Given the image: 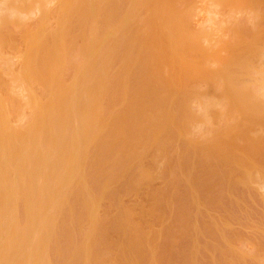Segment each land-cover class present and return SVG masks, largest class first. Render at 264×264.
Listing matches in <instances>:
<instances>
[{"label":"rangeland","instance_id":"374dc122","mask_svg":"<svg viewBox=\"0 0 264 264\" xmlns=\"http://www.w3.org/2000/svg\"><path fill=\"white\" fill-rule=\"evenodd\" d=\"M6 1V0H5ZM9 2L10 1H12V0H8ZM20 1V3H22L23 1H21V0H19ZM29 1H31V0H29ZM72 1V0H71ZM71 1H69L68 3H71V4H73V5H71V4H69L68 5V3H67V10L69 9L70 11H73L74 12V10L73 9H70V7L71 6H74L75 4H76V10H75V13L73 14V16H75V14L78 16V23L80 24V25H82L83 23L85 24V28H86V23L90 20L92 23H91V26H92V28H94V30L92 31H90V32H93V33H95L98 37H97V39H94L93 40V42L92 43H96V44H92V50H93V52H92V50L90 51V53L92 52V53H94V52H96V51H99V49H100V46H102L103 47V45L105 44V47H103L104 49H109V47H110V49H109V51H108V54L110 55V58L112 57L111 55V53L112 52H114L115 54H118V53H116V52H120L119 50H121V52H122V50L124 51V49H125V46L126 45H124V44H127V45H129L130 44V42L129 41H131L130 39H131V37L133 38V36H135L133 39H136V36H137V41H140L139 39H140V32H141V30H140V32H139V30H138V28H142V26L143 27H145L146 25V28H142V30L144 29V30H147V32H148V28H149V26H150V24L152 23V25H151V27L152 28H154V30H155V27H158L159 25V22H160V20H159V17H162V14H163V12L165 11V10H167L163 15H164V17L162 18V19H164L163 21V23L161 22L160 24H162V25H164L165 24V22L167 21L168 22V20L167 19H169V16H168V14L170 15V12H173V15L171 14L170 15V19L173 21V22H176V24L174 23L173 25H175V27L172 25V27H174V29H175V32H173V33H175L174 35L176 36H174L173 35V33L171 34L170 33V31L172 30V27H171V20L169 19V24H170V26H168L167 25V23L165 24V26L164 27H166L165 29H164V27H163V30L164 31H168V30H166V29H168V27L170 28V31H169V33L171 34V35H173L172 37H175V38H177V33H179L178 31H177V28H178V30H179V28H180V31L182 30V28L183 27H185V28H183V33L182 32H180L179 33V36H178V38L177 39H175V41L176 40H178L179 39V37H181V35H182V37L179 39V44H180V50L181 49H183V51H185L184 52V54H183V51L181 50V52H182V54H183V56L185 57V59L186 60H188L187 59V55H188V57H191L190 56V53H191V55H192V57L191 58H193V59H191L192 60V64L194 63V62H196L197 61V59L200 57V59H199V61H197V62H200V60L201 59H203V62H204V60H205V65H203L204 63L202 62H200V65H198L200 68H203V69H207V70H209V71H216L217 70V68H218V66H221L219 69H223L224 70V68H225V72H226V66L229 64L228 62H229V60H231L230 61V64L228 65V67H227V71H229L228 69H229V67H230V72L232 73H229V72H227V73H229V75H227V73H226V75L227 76H229V78L232 80V82L231 81H227L226 80V78H228L227 76H226V78H225V80H226V84H230V82L231 83H233V85L232 84H230V86L232 85V86H237V88L238 89H241V88H245V86H246V88L245 89H243V90H241V91H245L244 93H247L248 94V96H251V98L250 97H248L247 96V94H245V96H244V93H240L239 94V96L241 97V99H243L242 100V102H244L245 101V103H247L248 102V104L247 105H249L250 103H249V101H250V99H252V98H254L253 100H258L256 103H258V102H261L262 104H263V106H264V52H263V50H264V46H262V43L260 44V41L259 40H257V42H256V40L254 41V39L256 38V39H262L263 38V40H261V42L262 41H264V30H263V32L260 34L257 30H256V28H255V26L257 27V28H261V29H263L262 28V26H264V0H243V1H241V0H168V1H166V0H153V1H151V0H147V3L149 4V6H151L150 8H149V6H148V4L147 3H145L146 4V11L145 12H147V10H148V12L150 11V16H151V18L153 19V20H155V19H157L159 22H158V24H157V26L155 25L156 23H157V20H155V22L153 21V20H151V18H147V16L148 17H150L149 15H145V18H143V16H144V6H140V5H142L143 3V1L145 2L146 0H129L130 2L132 1V3H129V1L128 0H111V2H108L107 0H105V1H107V5H105L104 3H102L104 0H101V2H100V0L99 1H97V0H92V2L94 1V2H96V4H99V5H97V6H94L93 5V10H92V12L91 13H89L87 16H86V13H87V8H86V6H85V3L83 4V2H81L80 0H75L74 1V3L75 2H77V3H73V2H71ZM113 1V2H112ZM128 1V3L129 4H127L126 2ZM137 1V2H136ZM142 1V2H141ZM239 1H241L240 2V4H239ZM244 1H245V3H246V5L244 4ZM263 1V2H262ZM0 9H1V11H0V21H1V19H2V16H8V19L10 20H6V19H2V21L3 22H6V24H2L3 22L1 21V23H0V29H1V31H0V57H2L3 56V58H4V61H8L7 63L9 64L7 67H9L8 69H9V73H8V71H7V73H6V70H5V74L3 73H1L2 71L0 70V79H2L1 81H3L2 83H3V85H5V88H6V93H8V94H5V92H4V94H1L3 91L1 90L0 91V131H3L2 132V134H4V132L6 133L7 131H10V129L9 128H12L14 125H18L17 127L18 128H20V129H17L16 128V126H14L13 127V129L14 130H16V132L15 131H13V132H15V133H17L18 134V138H17V141H18V143H20V145L21 146H25L26 145V143L28 144V141L29 140H31V139H29L27 136H26V133H22V131H24V128L25 127H27L28 125H27V123H29L30 122V120H26V121H28L27 123H26V121H25V119H29V117H27V116H32V112L30 111V110H32L30 107L29 108H27L28 107V104H30V103H28V102H30L29 101V99L31 100V96H30V94L32 93V91H30V90H32L33 88H31V89H29L28 88V85H26V84H28L29 82H26L28 79L26 78H23V81H24V79L26 80L25 82H26V86H23V88L24 87H26L25 89H23L22 88V90H21V83L22 82H19V81H21L20 79H19V81L17 82V83H20V85L19 84H17L16 83V81H14V74L16 75V73L18 72L19 73V71L21 72V70H20V68H21V66H22V64H23V58H22V56H21V58H20V55L22 54H20L19 52H20V50L22 49V50H24V46L25 45H23L24 43H25V39L24 40H20L21 42L22 41H24L23 43H21L20 45V47L18 46L19 45V39H20V37L19 36H21V35H23V32H24V38H26L25 36V30H27L28 32H29V29L31 30H35L36 29V31L34 32V34H33V32L32 31H30L31 32V35L33 34V37L31 38V42L29 43L30 44V46H32L33 47V45H35L34 46V50H33V48H32V51H34V55H36L37 54V45H38V43L40 42L41 44V46L42 47H45L47 50L49 49V48H51L52 46H56V48L58 49V47L61 45V47H63V50L65 51H67V48L66 49H64L65 47H64V43H68L70 40H68L67 38H70L71 36H72V34H73V38H74V33L75 32H77V31H74V30H76L78 27H76L75 25H73V23L76 21L75 20V18H77V17H75V18H73L75 21L72 23V25H71V27H76V29L74 28H72V29H70L71 27H69V30L68 31H66L67 29L66 28H63L64 27V25H65V23H64V25L63 24H61L60 25V23H63V20H62V22H61V20H60V18L61 17H63L62 19H64V18H68V19H65V22H66V20H67V23H68V25H69V23H71V21H73L72 20V14L70 13V11L68 10V12H69V14L71 15H68V12L66 11V8L64 9L66 12L65 13H67V15H68V17H64L65 15H63L64 14V10H63V8H64V6L62 7V9H59V11H61V12H63V14H60V12H58L60 15H61V17L59 16V18L57 17V15H59L56 11V9H58V6H59V2H62V0L60 1V0H33L32 1V3L30 4V2H29V5H28V3L26 4V3H24V5H28L29 7L27 8V6H25L26 8H24L23 7V5H20V3L19 2H15V1H13V3L14 4H12V5H10V6H8V5H6L5 4V2H4V0H0ZM4 2V3H3ZM26 2V1H25ZM28 2V1H27ZM93 2V3H94ZM99 2V3H98ZM125 2V3H124ZM150 2H151V4H150ZM154 2V3H153ZM164 2V3H163ZM167 2H169V3H167ZM170 2L171 3H173V6L170 4ZM208 2V3H207ZM12 3V2H11ZM39 3H41V4H39ZM141 3V4H140ZM153 3V4H152ZM162 3H163V5L165 4V5H169V7H168V5H167V7L168 8H166V6L164 5H162ZM167 3V4H166ZM243 5H242V4ZM248 3V4H247ZM3 4H5L4 6H3ZM37 4H38V6H37ZM45 4V6H43ZM159 4V5H158ZM18 5H20V6H18ZM36 5V6H35ZM160 5H161V7L163 6L164 7V10H163V7L161 8V10H163L162 12H160V11H158V9L160 10ZM214 5V6H213ZM41 6H43V9L41 8ZM68 6H70L69 8H68ZM153 6H154V8H153ZM171 6V7H170ZM24 8V10H23V8ZM38 7V8H37ZM56 7V8H55ZM135 7H136V9H135ZM173 7H176V8H174L173 9ZM139 8V9H138ZM5 9V10H4ZM37 9V10H36ZM46 9V10H45ZM75 9V8H74ZM138 9V10H137ZM150 9V10H149ZM152 9H153V11L155 12H153L152 11ZM157 9V10H156ZM63 10V11H62ZM45 11V13L43 14V12ZM72 12V13H73ZM138 14L139 13V17L136 15V16H134L133 14H136V13ZM147 12V13H148ZM157 12V13H156ZM263 12V13H262ZM14 13V14H13ZM56 13V14H55ZM160 13V14H159ZM162 13V14H161ZM13 14V15H12ZM21 14V15H20ZM159 16H158V15ZM10 15V16H9ZM63 15V16H62ZM66 15V16H67ZM133 15V16H132ZM167 15V16H166ZM190 15H192L191 17H189ZM261 15H262V17H261ZM71 17V20L70 21H68L69 19H70V17ZM157 16V17H156ZM10 17V18H9ZM46 17V18H45ZM132 17L134 18V20L136 21L137 19L136 18H141V19H139V22L141 21V20H143L144 19V23H146L147 22V24L145 25L142 21V23L139 25V27H136V26H138L137 24H139V22H137V23H134V20H132ZM136 17V18H135ZM211 17V18H210ZM17 18V20H15V21H18L19 20V22H20V25L19 24H17V22H16V24H15V21H14V19H16ZM143 18V19H142ZM146 18L147 19H149L150 21H151V23H150V21H147L146 20ZM20 19H21V21H20ZM46 19V20H45ZM89 19V20H88ZM121 19H122V24H121ZM161 19V18H160ZM161 19V20H162ZM11 20L12 21H14V23H10L11 22ZM88 20V21H87ZM146 20V21H145ZM261 20V21H260ZM8 21V22H7ZM153 21V22H152ZM78 23H75V24H77V25H79ZM88 23H90V22H88ZM100 23V24H99ZM120 23V24H119ZM148 23H150V24H148ZM155 23V24H154ZM135 24V25H134ZM59 25V26H58ZM94 25H97L98 27H99V30H98V27L97 26H95L96 27V29H95V27H93ZM149 25V26H148ZM258 25H262V26H258ZM5 26V29L6 30H4V28L2 29V27H4ZM63 26V27H62ZM70 26V25H69ZM161 26V25H160ZM168 26V27H167ZM177 26V27H176ZM242 26V28H244L245 30H244V35H241L242 34V32H243V30L242 31H239L240 30V27ZM246 26V27H245ZM254 26V27H253ZM61 27L63 28V29H66L65 31L67 32V33H65V32H63V29L61 30ZM66 27V26H65ZM84 27V26H83ZM90 27V26H89ZM88 27V28H89ZM133 27H135V29L133 28ZM151 27L149 28V31L151 30V32L153 31L152 29H151ZM9 30H11L10 32L8 31V29ZM27 28H29V29H27ZM34 28V29H33ZM38 28V29H37ZM57 28V29H56ZM85 28H83L82 29V31L85 29ZM92 28H90V29H92ZM136 28H137V31L139 32V34L137 33V31H135L136 30ZM241 28V29H242ZM253 28H254V30H256L255 31V33H254V30H253ZM87 29V28H86ZM85 29V30H86ZM184 29H186V30H184ZM239 29V30H238ZM248 29V30H247ZM71 30L73 31L72 32V34H71ZM79 30V29H78ZM81 30V29H80ZM80 30L78 31V35H77V37H75L74 38V41H75V43H71L70 42V44H72L74 47L75 46H77L78 44L77 43H79V41H81L82 40V38L83 37H81V32H80ZM84 30V31H85ZM143 30V31H144ZM20 31V32H19ZM63 32V35H62V33L61 32ZM87 32V33H85L84 32V34H86V35H88V36H90L91 35V33L90 32ZM108 31H110V35L109 34H106ZM141 32L142 34V36L141 37H143L144 38V36H146V35H149L150 34V32H146L145 31V33L144 32ZM172 31H174V30H172ZM171 31V32H172ZM203 33H202V32ZM249 32V31H251V33L253 34H255L254 36H256L254 39H252V37H254V36H252V37H250L249 35L251 34L250 32V34H246V32ZM260 31V30H259ZM262 31V30H261ZM1 32H3L2 33V35H1ZM8 32V33H7ZM28 32L26 33V34H28ZM29 32V33H30ZM184 32H188V33H185L184 34ZM247 32V33H248ZM5 33H7V35L5 34ZM60 33V35H58ZM64 33H65V35L67 34L68 35V33H70L69 34V36H67L66 35V37L65 38H61L60 36L62 35V36H65L64 35ZM80 33V34H79ZM83 33V32H82ZM89 33H90V35H89ZM144 33V34H143ZM193 36H196V39L195 40H197L196 42H194L195 40H193V37H190V34ZM194 33V34H193ZM256 33H258V34H256ZM5 34V35H4ZM138 34V35H137ZM201 34H202V36H201ZM204 34V35H203ZM251 34V35H252ZM189 35V37H188V43H187V41H185L184 40V42H185V44H187V46H189V41L191 40V42H194V43H192V44H194V45H192V46H190V47H197V48H195V49H188V47L186 46L185 47V45H182V44H184V43H180V40L182 39V38H184V39H187V36ZM240 35V36H239ZM257 35H261L262 37H260V36H257ZM4 36V37H3ZM88 36H86L85 37V35H84V37L85 38H87ZM184 36V37H183ZM206 38H205V37ZM249 37V39H252V40H250V43L249 42H245V44H247V43H249V44H247L246 45V47L245 46H243V45H245L244 43L241 45L240 44V40L241 41H246V40H249V39H247L248 37ZM58 37H60V38H58ZM81 37V38H80ZM148 38H146L145 37V39L143 40V39H141V40H143V42H146V44H149V42H150V40H149V38H151V34H150V36H147ZM238 37H240V38H238ZM260 37V38H259ZM9 39V41H8V39ZM85 38H84V40H85ZM89 38V37H88ZM99 38V39H98ZM198 38V39H197ZM203 39V42L201 43V41H202V39ZM242 38V39H241ZM4 39V40H3ZM57 39V40H56ZM67 39V40H66ZM72 39V38H71ZM81 39V40H80ZM200 39H201V41H200ZM244 39V40H243ZM5 40H7L8 42H10V43H7ZM54 40H56V42L54 41ZM67 41V42H64V41ZM86 40H88V39H86ZM85 40V41H86ZM145 40H147V41H145ZM2 41V42H1ZM39 41V42H38ZM59 41H60V43L63 41V44L61 43H59ZM85 41H84V43H85ZM136 41V40H135ZM136 41V43H138ZM183 41V40H182ZM199 41H200V43H199ZM258 41H259V44H260V46H259V48L257 47H255L256 49H254L253 48V50H250L249 51V49L248 48H250L251 49V46H253L254 47V45H251V44H253V42H254V44L256 43V45L255 46H258ZM101 42V43H100ZM128 42H129V44H128ZM132 42H133V40H132ZM198 42V45L196 46V43ZM16 43H17V46H16ZM84 43H82V44H84ZM88 43V42H87ZM87 43H85V45L87 44ZM102 43H103V45H102ZM135 43V42H134ZM135 43V44H136ZM58 44H60V45H58ZM69 44V43H68ZM67 44V45H68ZM77 44V45H76ZM133 44V43H132ZM135 44H133L134 46H135ZM139 45L141 44V41L138 43ZM138 44H136V46L138 47ZM178 44V45H179ZM63 45V46H62ZM67 45H65V46H67ZM81 45V44H80ZM84 45V46H85ZM94 45H95V47H94ZM177 45V46H178ZM201 45H202V47H201ZM226 46V47H224V46ZM249 45V46H248ZM13 46H16V47H18L17 48V51H16V48L15 47H13ZM71 46V45H70ZM79 46V45H78ZM130 46H131V44H130ZM133 46V48H136V47H134ZM182 46V47H181ZM184 46V47H183ZM200 46V48L201 49H204L203 50V53H202V55L204 56V57H202V55H199V54H201V52H202V50H201V52H200V50H199V47ZM225 48V49H227L228 50V48H229V50L230 51H227V53L225 52L226 50L225 49H223V47ZM235 46V47H234ZM13 47V48H12ZM40 47V46H39ZM72 47V46H71ZM74 47L72 48V50H74ZM81 47H83V46H80V47H78V50H79V48H81ZM102 47H101V51H104V50H102ZM108 47V48H107ZM179 47V46H178ZM204 47V48H203ZM210 47H212V48H210ZM248 47V48H247ZM262 47H263V50H261L262 51V53H261V51H260V53H258V50L261 48L262 49ZM15 48V49H14ZM44 48V49H45ZM76 48V47H75ZM96 48V49H95ZM145 48H146V46H145ZM205 48H207L206 50H208V52L209 53H211L212 54V57L214 56V59L216 58V56H217V62H216V60L214 61V59L213 58H211L210 57V60L211 61H207V59H209V55L208 56H206L205 57V54H204V52L206 53L207 51L205 50ZM208 48H210V49H208ZM234 48H236V49H234ZM245 48V50H244V53H241V50H243ZM41 48H39V50H40ZM43 49V50H44ZM60 49V48H59ZM59 49H58V51H59ZM82 49V48H81ZM80 49V50H81ZM149 49V48H148ZM185 49V50H184ZM186 49H187V51H186ZM246 49L248 50V51H246ZM69 50H71V49H69ZM196 50V51H195ZM232 50V51H231ZM236 52H235V51ZM57 51V53L59 54V58H62V56L60 55V53L62 52V48L60 49V51L58 52ZM116 51V52H115ZM193 51H195V52H193ZM200 53H199V52ZM246 51V52H245ZM22 52V51H21ZM46 51H44V53H45ZM47 52H49V50L47 51ZM79 53V52H77L76 51V49H75V51H73V53ZM100 52V51H99ZM99 52H97V53H99ZM120 52V53H121ZM189 52V53H188ZM207 52V53H208ZM238 52V53H237ZM243 52V51H242ZM250 52V54L252 55V53H257L256 55H254V58H255V60H254V58H251L252 56L249 54L248 55V53ZM36 53V54H35ZM40 53H42V50L40 51ZM39 53V54H40ZM51 53V52H50ZM81 53H83V51H81ZM113 53V54H114ZM119 53V54H120ZM188 53V54H187ZM208 53V54H209ZM217 53V54H216ZM219 53V54H218ZM235 53V54H234ZM239 53H241V54H239ZM254 53V54H255ZM33 54V53H32ZM43 54V53H42ZM41 54V55H42ZM49 54V53H48ZM62 54V53H61ZM71 54L72 53H70V56H71ZM80 54V53H79ZM77 55V54H74V55H72L71 57H69V55H68V53H67V55H68V57L69 58H71L70 59V61L68 60V63L69 62H71V64H70V66H69V64L67 63V61H66V63L68 64V68H67V70L68 69H70V72H67V70L65 69L66 67H64V65L66 64H64V62H61L62 60L64 61L65 60V58H67V57H65V52H64V59H58L57 61H58V64H57V62H56V66H55V69H54V71H55V74H54V77H55V75H56V77H59V79H64V80H66V81H69V82H67V84H69L72 80H73V78L72 77H74V81H73V84L75 85H72V88L74 89V87H75V89L78 87V81H77V79H79L80 77H83L84 76V68H85V66H87L88 65V63H86V58H85V56H84V58H83V56H80V55ZM94 54H96V53H94ZM108 54H107V56H108ZM116 55V57L118 56V58L116 59V57L114 58V59H116V60H118L119 59V61H120V56H121V54L120 55ZM197 54V55H196ZM242 54H243V56H242ZM247 56H249V58H251V59H253V60H251V61H249V60H247V59H244L245 58V55ZM260 54V55H259ZM34 55H32V57L34 58ZM45 55V56H44ZM43 56L45 57V59H46V62H47V57H48V55H46V54H44ZM195 57H194V56ZM199 55V56H198ZM216 55V56H215ZM218 55H219V57H218ZM241 55V56H240ZM11 56V57H10ZM38 56V55H37ZM37 56H35V57H37ZM47 56V57H46ZM61 56V57H60ZM224 56L226 57V56H228V57H226L225 59H224ZM230 56H231V58H230ZM247 56V57H248ZM261 56V57H260ZM109 57V56H108ZM107 57V60H109V62H110V58H108ZM113 57H114V55H113ZM220 57H221V59H220ZM234 57H237L236 58V60H239V61H241L242 63H240L239 61H233L235 58ZM240 57H242V58H240ZM257 57V58H256ZM3 58L1 59L0 58V61H1V63H0V66H1V68H4L3 66H4V63H6V62H3ZM6 58H8L7 60H6ZM38 58H39V56H38ZM42 59L40 60V61H43V57H41ZM207 58V59H206ZM228 58V59H227ZM233 58V59H232ZM34 59H36L35 60V64H36V66H37V62L36 61H38L39 59H37V58H34ZM114 59H113V62H114ZM196 59V60H195ZM225 61H224V60ZM9 60L11 61V63L9 62ZM20 60H22V61H20ZM83 60V61H82ZM116 60H115V62H116ZM190 60V61H191ZM213 60V61H212ZM218 60H219V62H218ZM244 60V61H243ZM258 62H257V61ZM39 61V62H40ZM189 61V60H188ZM221 61H223V62H221ZM228 61V62H227ZM233 61V62H232ZM246 61V62H245ZM247 61H248V63H247ZM20 62V63H19ZM45 62V61H44ZM83 62V63H82ZM87 62H88V60H87ZM108 62V61H107ZM113 62H111V64L113 65ZM114 62V64H117V62L115 63ZM139 62V61H138ZM145 63H147L146 61H144ZM186 62V61H185ZM197 62L196 63H194L195 65L197 64ZM209 62V63H208ZM213 64H212V63ZM231 62H232V64L234 65H232L231 64ZM250 62V63H249ZM254 62V63H253ZM257 62V63H256ZM84 63H86V64H84ZM140 63H141V61H140ZM139 63V64H140ZM207 63V64H206ZM220 63H223V65L222 64H220ZM228 63V64H227ZM237 63V64H236ZM239 63H240V65H239ZM244 63H246V64H249V65H252V66H249V65H246L245 64V67L244 68H242L243 66V64ZM40 64L41 63H39L38 65L39 66H37L38 68L40 67ZM42 64H44L43 62H42ZM41 64V65H42ZM66 64V65H67ZM72 64H74L75 66H76V71H74V70H72V69H74V68H72L73 67V65ZM82 64H83V66H82ZM111 64L109 65V67L111 66ZM162 64V65H161ZM187 65L189 64V63H186ZM192 64L190 63V66H192ZM202 64V65H201ZM227 64V65H226ZM11 65V66H10ZM45 65V64H44ZM72 65V66H71ZM81 65V66H80ZM117 65H119V64H117ZM117 65H116V67H115V65H114V68H115V70H116V68H118L117 67ZM160 65V66H159ZM237 65V66H236ZM20 66V67H19ZM158 66H159V71L161 72L160 73V75L161 74H163V75H161V77H163V76H165V77H163V78H166V79H168V84H167V86H169V88L170 89H172V90H174L175 91V94H174V97L172 98V100L170 99V102L175 106V108L176 107H178L179 108V111L177 112H175V114H174V116H175V118L177 117V115H179L180 113L181 114H184L185 115V113H187L185 116H183V120H185L186 118H184V117H186V116H188V119H189V116L190 117H192L191 115H192V113H193V118L191 119V121L189 120V122L188 123H186V121H184V123L185 124H187L188 125V127L187 128H185L186 126H185V124H184V126L182 127V123H183V120L181 121V123L180 124H182V125H180V127H182L183 129L185 128V129H187V131H185V129H184V131L186 132V133H188V135H185L186 133H184V136L183 135H181V137H179L180 135L178 134V137H177V135H175L176 136V138L174 139L175 141H173V142H171V143H168L169 142V140L170 141H172L171 139H166V138H164L163 139V141L162 142H152V144L149 142L148 143V145H143V146H138V149H140L139 147H141V150L139 151L138 150V153H137V155L141 152V151H143V152H141L140 153V155L137 157V156H134V158H136V159H128V163H127V165H126V170L123 172V174L119 177V178H117V179H114L115 180V182H114V180L113 181H110L109 183L110 184H112V185H110L109 183L107 184L108 185V187L106 186V189H105V196H104V198H106V196H108V198H106L107 200H102V198H103V195L102 194H104V192L100 195V197H99V201H97L96 202V205L94 206V208H95V211H94V216H95V220H96V222L94 221V223L93 224H91V225H93V226H91L90 225V222H87V224H86V222L84 223H82V224H86V225H84V226H82V224H81V227H80V230H82V232L80 231V233L78 232L79 231V229H78V231L76 232V233H78L77 235L75 234V227L74 228H71L72 227V225L71 224H74V223H76V221L75 222H73V220L72 219H74V220H76L75 218L76 217H74L73 216V212H72V210H74V208H75V205H76V203H75V205H73L72 204V202L75 200V198L77 197V195L75 196V198H73V196H74V194H76V193H74L73 191L71 192V191H69V192H67L66 194H64V196H63V199L61 200L62 201V203H60L59 202V204L60 205H57V208H59L60 209V206H65L66 208H67V210H65V207H61V211L59 210H57L56 209V211H58V212H56L57 214H56V217H57V219L59 220L60 219V221H58V220H54V223H53V226H52V228H51V233H53L52 234V236L50 235V239H49V243L50 242H53V243H51V247H50V244L48 245L49 246V248H48V246H47V248H46V253L47 252H53V253H50V254H46L44 251H43V253H45L44 254V256L46 257L47 255H51V254H54L52 257H54L55 255H57V257L54 259V263L53 264H57L56 263V259L58 258H61V256H62V258H61V260H64V259H66V257L63 259V257H64V255H63V251H64V244L62 245L63 246V250L61 251L62 252V255H59V254H61V252H60V250H61V248L62 247H60V243L63 241V237L65 238V240L67 241V238L65 237L67 234L69 235H67V237H68V239H69V242H65V245L67 246V244L69 245V243H70V246H71V248H70V246H69V248L70 249H75L74 247H77V246H79V245H81V242H83V239H86L85 237H86V234L87 233H89V236H90V238H89V241H88V244H89V242L91 243V242H93V247H91V250L93 251V253H91L92 255H93V257H92V255L90 256V258L92 257L93 259H90V261L92 260V264H96V260L98 259V262L100 263V260L102 261L103 260V262H102V264L104 263V264H116L115 262H117V261H119L120 259H122V258H118V260H116V258H117V254H120V255H124L123 257V260L124 259H126V260H128V259H131V260H133V261H131V260H128V261H131L133 264H137V262H138V260L137 259H135L136 257H139V258H143V257H141V254L142 255H145V253L146 252H144L145 250H148V248L151 250V251H153L154 252V254H155V256L158 258V259H156V261H152L154 258H156V257H151L152 258V260L150 259V261H149V263L151 264V261H152V264H157V263H163V264H179L180 262V264H184L185 262V264H196V262L198 263V261L200 260V262L201 263H198V264H209V262L207 261V260H209V258H210V260L209 261H211V264H214V261L213 260H216L217 259V264H221L220 263V260H221V258H222V261H223V263L222 264H230L232 261H233V263H235V264H240L239 262H237V258H239L240 259V261H241V263L242 264H253L254 262V264H256V262H258V260H259V262H260V264H264V206H263V200H264V167H261V165H260V163L259 164H256L255 163V165H254V167L252 166V169L254 168V170H250L251 171V173H253V171H254V173L255 174H251L250 175V173L248 174V175H250V179H249V183H247V180H248V177L249 176H247V180H246V182H244V183H242L243 181H239L238 180V178L235 176L234 177V175L232 176V178L233 179H237L238 180V182H237V180H236V182H235V180H233V182H231V180H230V184H233L234 182L235 183H238L237 185L234 183L233 185H232V187L231 186H229V184H227L226 182H224L223 181V183H226L225 184V186H223L224 184H222V181H221V179H220V176H219V174H221V178L223 177V175L222 174H224V173H222V171H223V166H221L220 167V165H218L219 167L216 169V172H214L213 170H211V169H215V167L214 166H217V165H213V167L210 165V166H208L209 168L210 167H212V168H210V171H212V172H210L209 171V168L206 166V164L207 163H205V166L204 165H201V167H199L200 166V164L199 163H195V164H199L197 167L198 168H200V170L199 169H197L196 168V166H194L193 165V167L191 166L192 164H193V162H192V164H190V160H193L194 161V159H195V157H196V159H197V161L198 162H200L199 161V159H198V157L197 156H192V157H194V158H192V159H187V158H185L186 160H188L189 161V167L191 168V170L193 171V168H195L194 170H197L195 173H196V175H194L195 173H186L185 172V174H184V172L183 171H185L184 169L186 168V166H188V165H186V164H188V162L184 159V157L182 158V159H184V160H182V159H180L181 157H182V153H179V152H181L182 150H180L179 149V146L180 147H185L184 145H186V148L185 149H187V143L188 144H191L190 146H188V148H191L192 147V144H193V147L194 146H196L197 145V142L199 141V143H202L203 141H201V140H203L204 138H210V136H211V134L213 135L215 132H217L218 131V129H219V131H221L220 129H221V126L222 125H225V126H227L226 124H231L232 122H236L237 121V118H238V120L240 121V119L239 118H243L244 117V119H245V116H243V117H241L242 116V114H243V112H244V110H241V111H243L242 112V114H241V111L239 112V106H237L239 103H236L237 101V99L238 98H236V96H237V94H235L236 96L234 97L233 95V97H231V96H228V94L226 95V99H225V97L223 96V93H221L222 92V90H220L221 92L219 93V89H221V87H222V89L224 88L223 86H225V84H224V78L222 77V76H220V77H222V78H220V79H223L222 81L223 82H220L221 80H219V79H217V76L220 74V72H221V70H220V72H219V74L217 75V76H214V73H211V74H213V76H214V79L215 80H219L218 82H220V85H222V86H220L219 85V83L218 82H216L217 84H218V86H219V89H216V91H215V89H214V85H216V83L215 84H213L211 81H214V79L213 80H211L212 78L211 77H213L210 73H208V74H210V78L207 76V77H205L206 78V80L208 79L209 80V83H207L208 82V80L205 82L204 81V79H202L204 82H205V84L207 83V85H206V87H205V84H204V82H202L201 83V79H198L199 77H196V75H194L193 77V79H191L192 78V73L191 72H189L190 73V77L189 78H187L189 75V73L187 74V67L185 68V70H183L182 68H178L179 70H181V72H179V71H177V67L176 68H172V66L170 65V64H167L166 62H163V60L161 61V62H159L158 63ZM222 66H223V68H222ZM225 66V67H224ZM240 66H242L241 67V69L243 70V71H245V72H243L241 69H240ZM59 67V68H58ZM112 67V66H111ZM109 68V70L111 71V69H113V67L112 68ZM246 67H247V69L249 70V71H247L246 72ZM249 67H250V69H249ZM0 68V69H1ZM42 68V67H41ZM41 68H40V71H41ZM44 68V67H43ZM43 68H42V70H43ZM192 68V67H191ZM193 68H195V67H193ZM198 68V67H197ZM239 68V69H238ZM59 69V70H58ZM62 69H64V70H66L65 72H63L62 71ZM219 69H218V71H219ZM233 69H235V71L233 70ZM238 69V70H237ZM45 70H46V68H45ZM58 70V71H57ZM81 70V71H80ZM164 70H165V72H164ZM192 70V69H191ZM194 70V69H193ZM223 70H222V73H223ZM232 70V71H231ZM251 70V71H250ZM11 71V72H10ZM37 71H38V69H37ZM40 71L39 72H37L39 75H38V77H41L40 76V74L43 72H41L40 73ZM61 71V72H60ZM69 71V70H68ZM74 71L75 73H72V72ZM80 71V72H79ZM114 71V70H113ZM208 71V72H209ZM218 71H216L217 73H218ZM237 71H242V73L243 74H241V72H239V73H237ZM178 72V73H177ZM184 72V73H183ZM224 72V73H225ZM234 72V73H233ZM18 73H17V75H18ZM36 72L33 74V76H32V82H31V80H30V82L32 83H30L32 86H36V84L40 81H38V82H35L36 84L34 85V83H33V81H37L38 79H44V77H42V78H38L37 76H35V74H37ZM59 73V74H58ZM61 73V74H60ZM43 74V73H42ZM46 74V73H45ZM44 74V75H45ZM76 74V75H75ZM236 75L237 74V76H239L238 78H239V80L240 81H242V82H239V80H238V78H237V76H234L235 77V79L232 77L233 75ZM59 75H62V76H59ZM184 75V76H183ZM221 75V74H220ZM19 77H17V78H20V73H19V75H18ZM35 76V77H34ZM76 76V77H75ZM187 76V77H186ZM244 76H246L245 78H244ZM62 77V78H61ZM242 77H243V79H242ZM15 78H16V76H15ZM22 78V77H21ZM72 78V79H71ZM201 78H203V74H202V77ZM237 78V79H236ZM35 79V80H34ZM37 79V80H36ZM71 79V80H70ZM76 79V80H75ZM242 79V80H241ZM15 80H17V79H15ZM236 80H238L237 82H239V84H237L235 81ZM42 81H44V80H41V83H42ZM234 81V82H233ZM211 82V83H210ZM24 83V82H23ZM40 83V82H39ZM41 83L40 84H38L37 85V87H35V89H37L38 88V90L37 91H42V93L44 94L45 92L47 93V91H46V85H45V92L43 91V89L41 88V86L43 87V83H42V85H41ZM46 83V82H45ZM221 83H223V84H221ZM16 84H17V86H16ZM153 84L154 85H156V87L154 86V91L156 92H164V91H162V90H164V88H166V87H164V84H159V83H154L153 82ZM210 84V85H209ZM213 84V85H212ZM234 84H236V85H234ZM243 85V87H242V85ZM22 85H24V84H22ZM30 85V86H31ZM39 85H40V87H39ZM240 85V86H239ZM14 86H16L15 88H14ZM20 88H19V87ZM31 86V87H32ZM211 86V87H210ZM218 86H216V88L218 87ZM231 86V87H232ZM7 87H9L10 89H12L13 88V90L14 91H16V93L12 90V93L13 94H9V92L11 93V90H9V92H8V88ZM177 87V88H176ZM240 87V88H239ZM0 88H3V87H1L0 86ZM4 88V89H5ZM28 89H29V92H27V94H26V91H28ZM35 89H34V94H35ZM40 89V90H39ZM42 89V90H41ZM74 89V90H75ZM161 89V90H160ZM237 89V90H238ZM248 89V90H247ZM254 93V94H252V92H250V90ZM79 90L80 89H77V90H75L76 92H79ZM25 91V92H24ZM36 91V92H37ZM239 92H240V90H238ZM20 93V94H17V93ZM250 92V93H249ZM15 93V94H14ZM30 93V94H29ZM39 93V92H38ZM42 93L39 95V94H35V96L36 95H38V96H36V97H38V99H42L43 98V96H42V98H39V97H41V95H42ZM110 95H112L113 96V94H111V91H110V93H109ZM48 95V94H47ZM53 95V96H52ZM76 94H73V97L75 96ZM80 95V96H79ZM78 96H79V98L81 97V95H84V94H79ZM103 95H105V94H103ZM103 95H101V98H100V100L102 99V96ZM110 95H108L107 93H106V97H108L109 96V98H106V97H104L103 98V101H105V103L106 102H109V104H111V102H112V104L113 105H118V110H117V112H115L114 113V111H115V107L113 108L114 109V111H113V113L114 114H112V116L114 115L115 116V114H116V116L117 115H120V111L122 110L121 108L124 106H120L121 105V103H123V104H125V102H122V101H120L121 100V98L120 97H118L117 96V99L115 100V98H116V96H114L113 98H111L110 97ZM242 95V96H241ZM255 95V97H252V96H254ZM4 97V99H5V102H6V104H7V106H6V104L1 100V97ZM56 96H57V94H50V98H49V104H48V107H47V111L48 112H51V110L53 111L54 109H52V108H54V103L53 102H55V100H56ZM223 96V97H222ZM238 96V97H239ZM256 96H257V98H256ZM30 97V98H29ZM53 97V98H52ZM84 98H85V100H86V97L85 96H83ZM82 97V98H83ZM220 97H222V102H224V104L226 103V102H228V100L227 99H229L230 101L228 102L229 103V105L231 106V102H233V100H235V102H233V104H232V106H234V107H232L233 108V110L232 111H234V110H236V111H234L233 113H235V112H237V114H239V116L238 117H236V115L234 114L233 115V117L232 116H230V114L229 113H226V111H227V109H229L228 107H229V105H227L228 103H226V105L228 106H226L227 107V109H226V107H224V104L222 103V104H219L220 103ZM243 97V98H242ZM20 98V99H19ZM28 98V99H27ZM76 98H78L77 96H76ZM81 98V99H82ZM110 98L112 99V101L110 100ZM120 98V99H119ZM231 98V99H230ZM246 98V99H245ZM247 98H249V99H247ZM44 99H47V96H45V98H43L42 100H44ZM75 99V98H74ZM74 99H72V100H70L69 102L68 101H66L65 103L67 104L68 103V106H67V108L65 109V111L67 110V109H71V106H72V108H77L78 109V107L80 106L79 104H78V107H76L77 106V104L76 103H78V102H75V100ZM108 99V101H106ZM166 99V98H165ZM217 99H219L218 100V104L219 105H215L214 106V103L215 102H213V101H217ZM241 99H239V101L238 102H240L241 103ZM245 99V100H244ZM53 100V101H52ZM84 100V101H85ZM87 100H89L88 98H87ZM86 100V102H88ZM111 102H110V101ZM113 100H114V102H113ZM118 100H119V102H120V105H119V103H118ZM159 100V95L157 94V96H156V99H155V102L156 101H158ZM251 101L252 103L250 104V106H251V108H253V109H255L254 111L253 110H250V109H248V111L249 112H246L247 110V105L244 103H242V104H240V106L242 107V105L244 106V105H246V107H243L242 109H244L245 108V114L247 113V114H249V116L250 115H252L251 116V118L252 117H254V119L252 118V120L251 121H248V130L250 129L251 131H249V133L247 134V135H249L250 134V132L252 133L253 132V134L252 135H249L248 137L250 138V136H252L251 138H259L260 136H261V133H264V130H263V128L262 127H264V126H262L261 127V125H264L263 123H264V121H263V118H264V114H261L262 116H260L259 118H258V116H259V114H257V115H255V114H253V113H258L261 109L259 108V111H258V108H256L257 107V105L256 104H254L255 103V101ZM72 101L74 102L73 104H71L72 103ZM76 101H78V99L76 100ZM116 101V102H115ZM151 101L152 102H154V100L153 99H151ZM160 101V100H159ZM168 101V100H167ZM2 102L5 104V106H6V108L7 109H5V107H3V105H2ZM19 102V103H18ZM24 103V105H23V103ZM51 102L53 103L52 105H51ZM100 102H102V100L100 101ZM160 102H162V99H161V101ZM163 102H166V100L165 101H163ZM85 103V102H84ZM156 103H158V102H156ZM76 104V105H75ZM103 104V106H104V103L102 102L101 103V105ZM107 104V103H106ZM105 104V106H107ZM163 104V103H162ZM210 104H212V105H210ZM23 105V106H22ZM83 104L81 103V106H82ZM160 105H161V103H160ZM211 106L210 108H208L209 106ZM223 105V106H222ZM253 105H254V107H253ZM50 106H52V107H50ZM66 106V105H65ZM85 106V105H84ZM111 108H109V107H107V112H109L110 111V114H111V112H112V105H109ZM250 106H248V108H250ZM256 106V107H255ZM64 107V106H63ZM186 107H191V109H189V108H186ZM208 109H211L209 112H208V114H209V117H208V114H206L207 113V108ZM259 107H261L262 109H264V107H262V106H259ZM83 108V107H82ZM104 108V107H103ZM223 108H225L226 109V111L224 110L223 112L225 113L224 114V120H223V118H221L222 117V114L223 113H221V110H223ZM231 107H230V109L229 110H231L232 109ZM3 111H2V110ZM20 109H21V111H20ZM30 109V110H29ZM77 109H74V110H77ZM110 109V110H109ZM183 109H184V111L185 112H181V111H183ZM187 109H189V111H186ZM6 110H8L7 111V113H8V116H7V114H6ZM63 110V109H62ZM61 110V111H62ZM190 110H191V113H189L190 112ZM216 110H218V111H216ZM2 111V112H1ZM5 111V112H4ZM61 111H59V112H61ZM64 111V112H65ZM81 111V110H80ZM79 111V112H80ZM83 111H84V109H83ZM231 111V112H232ZM252 111H253V113H252ZM21 112V113H20ZM63 112V111H62ZM69 111H67V113H68ZM85 112V111H84ZM103 112H104V114H106L105 113V111L103 110ZM261 112V111H260ZM263 112H264V110H263ZM4 115H3V114ZM19 113V115H21L22 113H23V115H25L27 118H24L25 116H23V117H21L23 120H21L20 121V117L17 119L16 118V116H18L17 114ZM74 113V112H73ZM77 113L78 112H76V118L78 117V115H77ZM82 113V112H81ZM213 113L215 114V113H217V116H216V120H215V118H213L212 120H214L215 122H213L210 118H212L214 115H213ZM2 114V115H1ZM6 114V115H5ZM60 113H58V115H59ZM109 114V113H108ZM181 114H180V116H179V118H181ZM226 114H229V116L230 117H228V116H225ZM247 114H246V116H247ZM44 115H46V112L44 111ZM62 116H60L59 115V117L58 118H61L62 119V117H63V115H65L64 113H62L61 114ZM69 115H70V112H69ZM69 115H67V116H69ZM82 115V114H81ZM147 115H149V112H148V110L144 113V114H142L140 117H139V119L138 120H143L144 122L146 121V119L148 118L147 117ZM205 115H207L206 117L208 118L206 121H205ZM211 115H212V117H211ZM216 115V114H215ZM232 115V114H231ZM3 116V117H2ZM107 116V115H106ZM111 116V117H112ZM113 116V117H114ZM197 116L199 117V118H197ZM248 116V117H249ZM257 116V117H256ZM70 117H71V115H70ZM72 117H73V114H72ZM75 117V116H74ZM93 117H94V115H93V113H91V112H88L87 113V115H86V118H87V121L85 122V124L86 125H82L81 126V128H80V130H79V133H81V134H79V136H80V141L81 140H85V133L83 132V130L86 128V130L87 131H90V128L88 127L87 128V122L89 121V120H92L93 119ZM112 117V118H113ZM203 117L205 118V119H203ZM236 117V118H235ZM6 118V119H5ZM8 118V119H7ZM67 118V117H66ZM66 118H65V123L67 122L66 121ZM90 118V119H89ZM220 118L222 119V120H220ZM234 118V119H233ZM15 119V120H14ZM16 119L19 121H16ZM63 119H64V117H63ZM72 119H75V118H72ZM78 119H79V117H78ZM145 119V120H144ZM187 119V120H188ZM218 119L220 120V121H218ZM233 119V120H232ZM11 120V121H10ZM68 120V119H67ZM230 121V120H232V122H224V121ZM243 120V119H242ZM256 122H255V121ZM262 120V121H261ZM10 121V122H9ZM25 121V122H24ZM63 121V120H62ZM79 122H80V120H78ZM238 121V122H239ZM258 121V122H257ZM57 122V121H56ZM58 122H60L59 120H58ZM64 122V121H63ZM78 122V123H79ZM142 122V121H141ZM218 122L220 123V124H218ZM234 122V123H235ZM243 122H245L244 120L243 121H241V124L243 123ZM249 122L251 123V125H255L256 127L257 126H259V128L261 127V129H259L258 127L256 128L255 126L253 127H251V125L249 124ZM253 122V123H252ZM262 122V123H261ZM7 123V124H6ZM23 123H24V125H23ZM26 123V124H25ZM233 123V124H234ZM246 123H247V121H246ZM258 123V124H257ZM261 123V124H260ZM14 124V125H13ZM21 124L24 126H22L21 127ZM56 124H59V123H56ZM63 124V123H62ZM67 124V126H68V124H69V126H70V124H71V122L69 121V123H66ZM233 124H231V125H233ZM237 125H239L240 126V124L239 123H236ZM245 124V123H244ZM257 124V125H256ZM9 125V126H8ZM179 125V124H178ZM243 125V124H242ZM250 125V126H249ZM11 126V127H10ZM63 126L64 127H66L65 125H61V127L58 129V128H55V129H58V130H60L61 131V133H62V130H63ZM68 126V127H69ZM247 126V125H246ZM8 127V128H7ZM58 127V126H57ZM179 127V126H178ZM224 127V126H223ZM227 127H230V126H227ZM235 127V126H234ZM242 127V126H241ZM251 127V128H250ZM72 128V127H71ZM73 128H74V126H73ZM72 128V129H73ZM225 128V127H224ZM245 127H243V131L246 129ZM12 129V130H13ZM72 129H71V131H72ZM246 129V130H247ZM255 129H257V130H255ZM180 129L178 128V132H180V134H182L184 131L183 130H180ZM222 130H223V128H222ZM245 130V131H246ZM247 130V131H248ZM253 130V131H252ZM254 130H255V132H254ZM21 131V132H20ZM55 131V130H54ZM64 131H68V129L67 130H65V128H64ZM63 131V132H64ZM183 131V132H182ZM210 131V132H209ZM214 131V132H213ZM261 133H260V132ZM263 131V132H262ZM11 132V131H10ZM13 132H11V133H13ZM108 132V129H106L105 130V133H104V135L106 134ZM182 132V133H181ZM207 132H209V134H208V137L205 135V134H207ZM211 132H213V133H211ZM61 133H58L57 131H56V134L59 136ZM71 133V132H70ZM218 133V132H217ZM217 133H215V134H217ZM234 133H236V132H234ZM245 133V132H244ZM259 133V135L258 136H256L257 134ZM1 134V133H0ZM21 134H24V135H21ZM237 134V133H236ZM242 134V133H241ZM37 135V134H36ZM35 135V136H36ZM38 135H39V133H38ZM70 135V134H69ZM230 135H232V136H234V137H236V136H238V134L235 136V134L233 135V133H230ZM255 135V136H254ZM23 136H24V138H23ZM25 136H26V138H25ZM63 136H66V133L65 134H63L62 135V137ZM174 136V137H175ZM187 136V137H186ZM239 136H240V132H239ZM263 136V135H262ZM61 137V136H60ZM102 137V136H101ZM191 137V138H194V140H196L195 142H194V140H192L191 138L189 139V138ZM231 137V136H230ZM233 137V138H234ZM242 137H244L243 135H242ZM29 139L28 141H25L24 142V140L25 139ZM82 138V139H81ZM130 138V137H129ZM181 138V139H180ZM184 140H183V139ZM196 138H198V139H196ZM202 138V139H201ZM232 138V137H231ZM240 138H241V136H240ZM240 138L238 137V139L240 140ZM263 139H264V137H262ZM166 139V140H165ZM179 139V140H178ZM235 139H237V137L235 138ZM235 139H232L233 141L235 140ZM259 139H261V137L259 138ZM181 140H183V141H185L186 143L184 144V142L183 141H181ZM246 140V139H245ZM245 140H243V138H242V141H244L243 143H245L246 141ZM164 141H166V144H165V142ZM177 141V142H176ZM181 141V142H180ZM201 141V142H200ZM209 141H212V139L211 140H209ZM238 141V140H237ZM237 141H234V142H237ZM4 142H5V138H4ZM24 144H23V143ZM101 142H103V137L102 138H99V139H97L96 141H94V142H92V143H90L89 145H88V148H87V150H88V153H90V155H91V158H92V154H94V152H95V150H96V148L98 147V146H100V145H103V143H101ZM164 142V143H163ZM179 142V143H178ZM204 142H206L205 141V139H204ZM207 142H208V140H207ZM240 142H241V140H240ZM264 142V141H263ZM30 143V142H29ZM37 143V142H36ZM83 143V142H82ZM82 143H80L81 144V146H82V149H84L85 148V144H82ZM85 143V142H84ZM173 143V144H172ZM174 143H176V147L174 146L175 144ZM198 143V144H199ZM128 144H129V141H123L122 142V147H124L125 148V151H124V149H123V152H122V150L120 151V152H122V153H118L116 156H117V158H116V161L117 160H123V159H125V158H127V154L125 155V153H126V151H127V148L126 147H128ZM150 144V145H149ZM164 144V145H163ZM171 146H170V145ZM177 144H180L179 146L177 145ZM184 144V145H183ZM194 144H196V145H194ZM237 144V143H236ZM238 144H240V143H238ZM246 144V143H245ZM245 144H242V146H241V144L240 145H238L239 147L241 146L242 148H243V150H246V148H244V145ZM36 145V144H35ZM168 145V146H167ZM200 145V144H199ZM202 145L203 144H201V147H202ZM37 146V145H36ZM35 146V148L37 149V147H40L41 145H38L37 147ZM163 146L165 147V148H163ZM173 146V147H172ZM178 146V147H177ZM245 146H247V144L245 145ZM32 147H34V146H32ZM169 147H170V149H169ZM175 147V148H174ZM196 147H198V146H196ZM199 148V147H198ZM262 148H264V144L262 145V147H261V149ZM32 149V148H31ZM40 150L41 149H44V148H39ZM39 149H37L38 151L36 152L37 153V156H36V154L34 155V157H33V161L31 162V166H29L30 167V169H32L33 167V172L30 170V173H29V175H31L30 177H29V181H27L26 180V182H25V184H22V185H20V180H19V173L14 169H11L12 167H9L10 168V170L12 171L11 172V174H10V172L8 173H6V171H5V174H3L2 175V173H1V171H0V188H3L5 191H7V189H9L10 191L11 190H13V188H15V193H11V195L9 196V198H8V202L7 203H9L8 204V206H7V203H5V196H7V195H3L1 192H0V194H1V198H0V227H1V225H3V226H5V225H7V226H5V227H3V229L4 230H2L1 228H0V233H4V235H2L1 234V236H4V238L3 237H0L1 239H0V264H13V261L11 262V260L13 259H10L11 257H13V256H15L16 255V253H15V251H17L18 249V245H19V247L20 246H24V247H27V245L26 244H32L33 243V241H34V243H33V245H32V247H31V249L33 248V250H31V252H27V250L26 251H24V253H22V251H21V253L20 254H23L22 256H21V259H20V255H19V253H18V258L16 259L15 257H14V259L13 260H15L16 259V261H15V264H20V263H18V262H21V264H29V262H30V260H31V257H32V260H31V264H38L39 262H41L40 261V259H42V254L40 253V252H38V253H40L41 255H37L38 253H37V251H36V249L37 248H35V247H37V245H36V243H37V241H36V239L38 238V237H36V239H32V235H33V233H35L36 234V232H34L33 231V233H32V230H33V222L35 223H37V220H35L36 218H35V216H37L36 214L38 213V208L35 210V209H33L32 208V206H31V203L29 204V201L31 202V200L30 199H28V198H30V193H31V195L33 194L34 195V193H33V191H34V189H35V186L37 185V183L39 184V186H37L36 187V189H35V191H36V195H34L35 197V199H37V201H38V199L40 198V197H37V196H39V195H41V198L43 199H45V198H47V195H46V197H44V194H45V192H47L46 190H47V188H46V184L48 183V182H50V180L52 179L53 180V182L55 181V172L54 171H58V168H57V170H54L53 171V169H52V166H50V165H48L47 164V166H50V168L49 169H52V172L51 173H53V175H49V174H51V173H49L48 172V168H47V166H44V167H46L47 169H43V161H45V163L44 164H46V160H47V158H45V159H43V161H42V158L40 157V152H39ZM164 149L166 150V152H168V154H166V156L167 157H165V151H164ZM171 149L173 150V152L175 151L176 152V154L175 153H173L172 151H171ZM177 151H176V150ZM197 149V148H196ZM261 149H259V150H261ZM79 150H81L80 148H78V152H79ZM180 150V151H179ZM192 149H189V151H191ZM264 150V149H263ZM259 151L260 152V154H262V153H264V151ZM11 151H14V149L13 150H11ZM185 150H184V148H183V154L184 155H186L185 153L186 152H184ZM188 151V152H189ZM257 151H258V149H257ZM257 151L256 150H254V152L252 151V154L254 155L253 157H255L256 155H258V159H259V156L261 157V155H259V154H256L257 153ZM39 152V153H38ZM113 152L114 151H112V152H110L109 154H103V156L104 157H106L107 159L109 158V160H110V158L112 159L115 155L113 154ZM145 152H147L148 154H146ZM151 152H153V153H151ZM187 152V153H188ZM256 152V153H255ZM262 152V153H261ZM13 153V154H12ZM12 153H10L11 155H12V157L13 156H16V155H18L17 153H14V152H12ZM21 153V152H20ZM19 153V154H20ZM127 153H128V151H127ZM151 153V154H150ZM170 153V154H169ZM178 153H179V155H178ZM121 154H123V155H121ZM146 154V155H145ZM38 155H39V157H38ZM170 155V156H169ZM173 155H175L174 156V158H173ZM183 155V156H184ZM264 155V154H263ZM19 156V155H18ZM18 156H16L15 158H17ZM37 158H36V157ZM102 156V157H103ZM126 156V157H125ZM179 156H181L180 158H179ZM55 157H56V155H55ZM54 157V158H55ZM129 157V156H128ZM187 157H189L188 155H187ZM264 157V156H263ZM14 158V157H13ZM13 158H11L12 159V163L11 164H13V161H18L19 160V158H21V157H18V159H14L13 160ZM35 158H36V160H35ZM53 158V157H52ZM57 158V157H56ZM120 158V159H119ZM140 158V159H139ZM167 158H169L170 159V161H168L169 159H167ZM262 158V157H261ZM261 158L259 159L260 161H261ZM38 159H40V161L42 162V164H41V162L40 163H37V161H38ZM49 159V158H48ZM80 159V158H79ZM167 159V160H166ZM175 159V160H174ZM178 159V160H177ZM195 159V160H196ZM255 159H256V157H255ZM52 160V159H51ZM62 160H65V158L64 159H62ZM62 160H58L59 162H56L55 160V162H56V164H55V166L58 164V166L57 167H59V170H60V168L62 167L63 168V166L65 167V163L66 162H64V161H62ZM109 160H103L102 159V165L101 164H99V165H101L100 166V168L98 167V169L97 168H94V169H96V171H95V174L93 173V172H91L90 170V173L92 174L93 173V175H95V179L97 178V180H95V181H98V177H100V175H102V174H107V175H110V171L111 170H114V168H115V162H112V163H107V161H109ZM257 160V159H256ZM256 160H254V162L256 161ZM62 161V162H61ZM76 161V162H75ZM74 162V165H75V167H74V165L72 164V167H74V172H75V174L79 171V163H81L79 160L77 161V160H75ZM91 160H88V162H87V164H89V162H90ZM106 161V162H105ZM173 163H172V162ZM258 161V160H257ZM64 162V163H63ZM79 162V163H78ZM182 162L185 164V168H184V165L182 164ZM47 163H48V161H47ZM173 165H172V164ZM177 163V164H176ZM201 163L202 164H204L203 163V161H201ZM262 163H264V160L262 161ZM36 164V165H35ZM39 164V165H38ZM49 164H53V161H51ZM61 164H65V165H63V166H60ZM86 164V165H87ZM166 164V165H165ZM174 164H175V166H174ZM30 165V164H29ZM81 165V164H80ZM167 165L170 167V165L172 166V168L170 167V169H169V167H167ZM180 165H181V167H180ZM209 165V164H208ZM261 167V168H259V166ZM36 166H39L41 169H39V168H37ZM174 167V168H173ZM176 167V168H175ZM177 167H178V169H177ZM182 167L184 168V169H182ZM9 168L8 169H6L7 171H10L9 170ZM53 168H54V165H53ZM61 168V169H62ZM87 168V166L85 167V169ZM205 168H207V171L205 170ZM220 168H223V169H221L220 170ZM88 169V168H87ZM99 169H101V170H99ZM102 169H104V170H106V171H104V170H102ZM171 169H173V171H171ZM177 170V174H176V171L175 170ZM181 169L183 170L182 171V173H180L181 172ZM202 169H204V170H202ZM219 169V170H218ZM40 170L42 171V170H46L45 171V174L43 173V180H39L40 182H38V178H40V176L41 175H38L39 173H40ZM143 172H142V171ZM200 171V175H199V171ZM218 170V171H217ZM51 171V170H50ZM99 171H104L102 174H100V173H98V175H97V173L96 172H99ZM141 172V173H143L142 175L141 174H139L138 172ZM175 171V172H174ZM203 173H202V172ZM210 172L209 173V175H211V173H212V175H218V176H216V177H211V179L209 180L208 179V181H206L205 183H206V185L204 186L203 184V181H204V179H207V177H209V175L208 174H206L205 172ZM219 171H221V172H219ZM42 172H44V171H42ZM41 172V173H42ZM174 172V173H173ZM194 172V171H193ZM219 172V173H218ZM257 172H259V173H257ZM40 173V174H41ZM47 173V174H46ZM88 173V172H87ZM150 174V175H146L145 176V174ZM197 173H198V175H197ZM206 174V175H208L207 177H205L206 175H204V176H202V174ZM257 173V174H256ZM10 174V175H9ZM138 174L140 175L139 177H138ZM152 174V175H151ZM176 174V175H175ZM180 174V175H179ZM191 174V175H190ZM237 174H238V172H237ZM48 175L49 176H54V178H51V177H48ZM56 175H57V172H56ZM88 175V174H87ZM163 175H166V176H163ZM178 175L180 176V177H178ZM192 176L193 175V177L192 178H190V177H188V176ZM39 176V177H38ZM42 176H41V178H42ZM45 176L47 177V178H45ZM200 176V180H201V182L197 179L198 177ZM92 177V176H91ZM90 177V178H91ZM103 177V176H102ZM135 177H136V179L137 180H134L135 179ZM194 177H196V179L198 180V182L199 183H196L197 182V180L196 179H194V180H192ZM205 177V178H204ZM255 177V178H254ZM49 178V179H48ZM51 178V179H50ZM89 178V177H88ZM93 178H94V176H93ZM180 178V179H179ZM215 178H217L216 180H215ZM254 178V181L252 180V182H251V179H253ZM45 179V180H44ZM49 181H48V180ZM87 179V178H86ZM92 179V178H91ZM90 179V180H91ZM100 180H99V182L102 180L101 179V177L99 178ZM188 179H190L191 180V182H189L190 180H188ZM223 180H224V178H222ZM89 180V181H90ZM92 180H94V179H92ZM117 180V181H116ZM139 180H141V181H139ZM183 180L186 182V183H184L183 182ZM213 180H214V182H213ZM94 181V182H95ZM103 181V180H102ZM140 182V183H138V182ZM193 181H195V182H193ZM211 181V182H210ZM216 181V182H215ZM217 181H219V182H217ZM43 182V183H42ZM87 183V185H89L88 183V181H86ZM91 182V181H90ZM94 182H93V184H94ZM113 182V183H112ZM208 182H210L209 183V185H208ZM51 183V182H50ZM191 183V184H190ZM192 183H194V186L195 187H197L198 186V184H200V183H203L202 185L206 188L205 190H203V194H202V191H200V190H202L203 188V186L200 188V190H199V195L201 196V195H203L202 196V201H200V199L199 198H196V199H199L198 201L199 202H196L197 204H198V206H197V204H196V206L194 207V209H193V206H192V208L191 209H188V208H185L184 206H186L187 205V203L189 202L188 200H186V198L190 195V193H189V188L192 186ZM140 184V185H139ZM173 184V186H171V185ZM186 184V185H185ZM189 184V185H188ZM41 185H42V187H43V185H45L43 188L41 187ZM110 185V186H109ZM123 185V186H122ZM136 185H139V186H136ZM213 185H215V186H213ZM227 185V186H226ZM240 185H242V186H240ZM249 186L248 188H246L247 186ZM23 186H24V189H22L23 188ZM92 186V185H91ZM208 188H207V187ZM228 186H229V188H228ZM88 187V189H90L89 187L90 186H87ZM93 187V186H92ZM91 187V188H92ZM113 187V188H112ZM135 187V188H134ZM139 187V188H138ZM179 187V188H178ZM199 187V186H198ZM228 189H231L232 188V191L230 190V193L228 192V190H227V188ZM231 187V188H230ZM40 188H42L43 190H41ZM138 188V189H137ZM40 189V190H39ZM110 189V190H109ZM117 189V190H116ZM126 189H129V191H127ZM134 189V190H133ZM136 189V190H135ZM152 189H154V191H151ZM211 189V191L209 192L208 190H210ZM107 190V191H106ZM121 190H122V192H121ZM124 190V191H123ZM133 190V191H132ZM179 190H184V192L186 193V194H184V192H180ZM227 190V191H226ZM2 191V190H1ZM29 191V192H28ZM40 191H41V194H39L40 193ZM45 191V192H44ZM115 193H114V192ZM225 191V192H224ZM26 192H28V193H26ZM107 192H109V193H107ZM120 192V193H119ZM124 192V193H123ZM151 192V193H150ZM154 192V193H153ZM175 192V193H174ZM197 192H198V190H197ZM196 192V193H197ZM228 192V193H227ZM231 192H232V194H233V196H232V194H231ZM25 193L28 195V197H26V200L28 201V206L30 205V211H29V214H30V216H32V215H34V216H32V217H34V218H32L31 219V217H29L28 218V222L25 220L26 218L23 216V212H25V211H23V210H28V206H27V208H24L23 209V207L25 206L24 205V203H26V201H25V196H27V195H25ZM68 193H70L71 195H69ZM72 193H73V196H72ZM112 193V194H111ZM155 193H157L156 195H155ZM177 193H182L183 195H184V197H182V200H180L181 199V195L179 194V196H177V197H180V199H178V198H176V197H174L175 195H177ZM188 193H189V195H188ZM195 193V194H196ZM18 194L20 195L19 197H18ZM43 194V195H42ZM114 195V196H116L117 197V199L115 200L113 197L114 196H111V195ZM150 194H151V196H150ZM167 194L168 195H172V197L171 196H169V197H167ZM25 195V196H24ZM32 195V196H33ZM71 197L72 196V198L73 199H71L70 200V204H68L69 203V196ZM185 195L187 196L186 198H185ZM228 195H231V196H228ZM4 196V197H3ZM31 196V198H33ZM68 196V197H67ZM102 196V197H101ZM199 196V197H200ZM67 197V198H66ZM115 197V198H116ZM174 197V198H173ZM33 198V199H34ZM40 198V199H41ZM66 198V199H65ZM157 198H159V199H157ZM163 199V200H161V199ZM171 198H173L172 200H171ZM189 198H191V197H189ZM189 198H187V199H189ZM5 199V200H4ZM43 199V200H44ZM113 199L115 200V201H113ZM120 199V200H119ZM168 199H170L169 200V202H167V207L169 208V211L170 212H168V208L166 207V205L164 206L163 204H159V203H161V202H163V201H168ZM186 200V203H185V200ZM18 200V201H17ZM46 200V199H45ZM64 200V201H63ZM73 200V201H72ZM110 200L112 201V202H110ZM153 200V201H152ZM160 200H161V202H160ZM173 200H178V201H173ZM204 200V201H203ZM236 200V201H235ZM237 200H238V202H237ZM23 201H25V202H23ZM39 201H41V200H39ZM101 201V202H100ZM151 201H152V203H151ZM175 202V203H171V202ZM181 201V203H178V202H180ZM183 201V202H182ZM192 201V198H191V200H190V202ZM197 201V200H196ZM263 201V202H262ZM63 202L64 203H66V204H64L63 205ZM74 202H77V199H76V201H74ZM73 202V203H74ZM115 202V203H114ZM177 202V203H176ZM237 202V203H236ZM171 203V204H170ZM185 203V204H184ZM16 206H15V205ZM71 204H72V207H73V209H72V207H71ZM119 204H121L120 206H122L121 208H120V206H119ZM168 204H170V205H168ZM180 204V205H179ZM184 204V205H183ZM239 204V205H238ZM113 205L115 206V207H113ZM143 205V206H142ZM163 205V207H164V211L163 210H161V207H159V206H162ZM178 205V206H177ZM20 206H21V208H20ZM52 207L54 206V204L52 203V205H51ZM110 206V207H109ZM126 206V207H125ZM140 206V207H139ZM175 206V207H174ZM177 206V207H176ZM188 206H190L191 207V205H190V203H188V205H187V207ZM240 206V207H239ZM5 207V208H4ZM6 207H8V208H6ZM20 208V214H22L21 216H23L24 217V221H23V217L21 218L22 219V225H21V221H20V219H18L17 218V216L19 217V215L20 214H18V212H19V210H18V208ZM162 207V208H163ZM181 207H184L183 209H185V210H187V211H185V212H183V210L181 209ZM189 207V208H190ZM16 208V209H15ZM64 208V209H63ZM110 208H112V213L109 211V210H111ZM119 210H118V209ZM124 208V209H123ZM125 208L127 209H129V212L127 213V215L129 214V218H127L128 216H126V213L124 214V212L126 211L127 212V210H125ZM133 208V209H132ZM135 208V209H134ZM140 208V209H139ZM173 208V209H172ZM174 208H177V211H176V209H174ZM179 208V209H178ZM202 208V209H201ZM13 209V210H12ZM21 209H22V212H21ZM122 209V210H121ZM136 209H139V212H138V210H136ZM155 209H157L156 211L159 213H157L156 211H155ZM159 209V210H158ZM166 209V210H165ZM193 209V211L192 212H190L191 210ZM18 210V211H17ZM35 210V211H34ZM62 210H64V211H62ZM131 210H133V211H131ZM134 210H135V212L136 213H133L134 212ZM172 210H173V213H172ZM10 211V212H9ZM48 211H51V207H50V209L48 208V210H47V213H48ZM66 211V212H65ZM105 211V212H104ZM118 211V212H117ZM141 211V212H140ZM144 213H143V212ZM146 211V212H145ZM152 211V212H151ZM155 211V212H154ZM159 211H161V212H159ZM163 211V212H162ZM206 211V212H205ZM9 214H8V213ZM60 212V213H59ZM71 212H72V214H71ZM75 212V211H74ZM104 212V213H103ZM121 213V215H125V217L127 218V220H129V221H131V223L132 224H134V225H132L131 223H129V225L131 226V228L133 229V227H135L136 229H135V231H137L136 233H140V237L144 240V242H142L141 240H140V237L139 236H137V237H139V238H137V239H139V241L141 242V244L139 243V241H137L138 242V244H137V242L135 243V241H136V239L134 240V242H133V240L132 241H130V235H128L127 233H128V231L129 232H131L130 231V229L128 228L129 227V225H128V223H124V225H125V227H127V229H129L128 231H126V234H125V229H124V231H122V233H120L121 231V229H119V227L118 226H116V227H113L112 226V222L114 223V221H113V219H115L116 218V216H117V218H119L120 217V215L118 214V215H115L116 213ZM131 212V213H130ZM165 212V214H162V213H164ZM175 212H177V213H179L180 215L178 216V214L177 213H175ZM181 212V213H180ZM197 212H199L198 214H197ZM209 214H208V213ZM18 214L17 216H15V218H12V217H14V215L13 214ZM33 213V214H32ZM34 213H36V214H34ZM46 213V211L45 212H43V214L44 215H46L47 214ZM50 213V212H49ZM65 213H66V215H65ZM103 213V214H102ZM105 213H107L106 215H105ZM140 213V214H139ZM147 213H149V215L147 214ZM151 213H152V215H151ZM155 213H156V217H157V214H158V217L157 218H159V216H160V220L159 221H161V223L163 224H161L157 219H156V217L155 216H153V215H155ZM175 213V214H174ZM190 213V214H189ZM207 214L209 217H212V219L211 218H209L207 215H204V214ZM69 214V215H68ZM135 214H137V215H135ZM142 214H146L145 216H144V218H142ZM166 214L168 215V216H166ZM177 214V218H178V220L179 219H182L181 220V222H180V220L177 222L176 221V215ZM191 214H193V215H191ZM211 214V215H210ZM3 215V216H2ZM5 215V216H4ZM64 215V216H63ZM101 215V216H100ZM138 215H139V217H138ZM163 215V217L164 218H162L161 216ZM188 215H190V216H192V220H191V218L188 216ZM198 215H200L199 217H198ZM203 215V216H202ZM10 216V217H9ZM12 216V217H11ZM20 216V217H21ZM62 216H63V218L66 216H68V221L64 218H62ZM76 216V215H75ZM131 216H133V217H131ZM149 216V217H148ZM172 216H174V217H172ZM186 216H188V218L191 220V222L192 223H194V224H191L190 222H189V224H191V225H188V226H186L185 228H187V229H185V228H182V226L184 227V225H187L186 223H188L187 222V220H188V218L186 219ZM19 217V218H20ZM56 217L54 218V219H56ZM100 217V218H99ZM101 217H103L102 219H101ZM105 217V218H104ZM139 218L138 220H146V222L144 221V225L145 226H143L142 225V222L143 221H141V223H140V221H138V220H136V218ZM140 217H141V219H140ZM147 217V218H146ZM185 217V218H184ZM198 217V220H197V222H196V218ZM205 217V218H204ZM207 217L210 219V220H212V224L211 223H209V222H211V221H209V219H207ZM218 217H220V219L218 218ZM8 218H11V219H8ZM109 218V222L111 223V225H110V223L107 221V219ZM131 218V219H130ZM213 218H217L216 220L218 221V223L219 224H217V223H215V220L213 219ZM226 219V221L224 222H221L220 220L221 219ZM12 219H13V221H12ZM33 219L35 220V221H33ZM133 219H134V222H133ZM164 219V220H163ZM185 219V220H184ZM202 219H203V221H202ZM228 219V220H227ZM2 220V221H1ZM7 220H11L10 222H8ZM19 220V221H18ZM67 222H66V221ZM102 220V221H101ZM136 220V221H135ZM164 222H163V221ZM170 220H172L173 221V223H176V224H173V223H171V221ZM175 220V221H174ZM183 220H184V223H183ZM208 220V221H207ZM6 221V222H5ZM72 223H71V222ZM138 221V222H137ZM150 221V222H149ZM194 221V222H193ZM230 221V222H229ZM1 222H3V223H1ZM8 222V223H7ZM30 222V223H29ZM58 222V223H57ZM62 222H63V224H62ZM66 222V223H65ZM127 222V221H126ZM159 222V223H158ZM203 222V223H202ZM207 222H208V224L210 225L211 224V226H213L214 224H216V225H214L212 228L213 229H210L209 230V226H208V224H207ZM26 223H28V224H26ZM57 223V224H56ZM89 223V224H88ZM106 223V224H105ZM148 223H150V224H148ZM151 223H152V226H151ZM168 223L170 224V226L172 227V228H174V230H170L169 231V229H171L170 228V226H168ZM178 223L180 224L181 223V225H178ZM184 225H183V224ZM197 223V224H196ZM223 223H226V224H223ZM5 224V225H4ZM10 224V225H9ZM31 224H33V225H31ZM77 224V223H76ZM139 224V225H138ZM141 224V225H140ZM173 224V225H172ZM200 224V225H199ZM204 224V225H203ZM222 224V225H221ZM228 224H229V226H228ZM35 225H37V224H35ZM34 225V228L36 227ZM54 225H55V227H54ZM60 225V228H58V226ZM63 225H64V227H63ZM90 225V226H89ZM97 225V226H96ZM137 225V226H136ZM149 225V226H148ZM199 225V226H198ZM219 225V226H218ZM10 226V227H9ZM13 226V227H12ZM68 226V228H67V230H65L64 228H66V227ZM74 226H76V225H74ZM85 226H87L88 227V229H86V227ZM109 226V227H108ZM139 226V227H138ZM147 226L149 227V230H150V233H149V230H147L148 228H147ZM163 226V227H162ZM165 226H167V227H169L168 229L166 228V229H164L165 228ZM176 226V227H175ZM181 226V227H180ZM196 226H198V227H196ZM203 228H202V227ZM206 226V227H205ZM211 226H210V228H211ZM220 226H221V228H220ZM222 226H223V230L225 229H227V230H229L228 232H227V230L225 231L224 230V232L226 233H228V235H230V237H235L236 239H237V241H235L236 239L235 238H233V239H235V240H233V239H230L232 242H230L229 241V239L227 240V238H228V235H227V237H226V235H224L223 234V231H222ZM7 227V228H6ZM8 227H9V229H8ZM57 227V228H56ZM82 227H84L83 229H82ZM103 227V228H102ZM111 227H113V228H111ZM117 227H118V229H117ZM141 227L143 228L144 227V229H141ZM192 227V228H191ZM219 227V229H217V228ZM25 228V229H24ZM95 228V229H94ZM108 228V229H107ZM151 228V229H150ZM161 228V229H160ZM175 228H177V230L175 229ZM201 230H200V229ZM206 228V229H205ZM36 229V228H35ZM56 229V230H55ZM58 229H61V230H58ZM63 229L65 230V231H63ZM72 229V232L73 233H71V230ZM90 229V230H89ZM106 229V230H105ZM112 229V230H111ZM119 230V231H117V230ZM131 229V230H132ZM140 229V230H139ZM178 229H180V230H178ZM182 229V230H181ZM184 229V230H183ZM191 230V233L193 234V235H191V233H190V230ZM196 229H197V231H196ZM25 230V231H24ZM31 230V231H30ZM86 230V232L84 233V231ZM97 230V231H96ZM100 230V231H99ZM114 230H116V231H114ZM148 231V233H147V231ZM212 232V231H215L214 233H216V231H217V234L219 233V235H218V239H219V236H220V240H218V244L216 243L217 242V240L215 239L214 241H216V242H214L213 240H212V238H211V236H209L210 235V232ZM218 230L220 231V232H218ZM59 233H58V232ZM61 231V232H60ZM67 231V232H66ZM68 231H70L69 233H68ZM93 231V232H92ZM114 231V233L117 235L116 237L115 236H112L113 237V239L111 238V235L113 234V235H115L114 233H111V232H113ZM134 231V229L132 230V232ZM135 231H134V233H135ZM141 231H142V234H141ZM143 231H145V233L143 232ZM193 231V232H192ZM202 231V232H201ZM24 232V233H23ZM39 231H37V234H39L38 233ZM54 232H57V235L54 233ZM63 232H66L67 234H64ZM90 232H91V234H90ZM117 232H119V234H117ZM123 232H124V234H123ZM197 232V233H196ZM209 232V233H208ZM6 233H7V235H6ZM50 233V234H51ZM61 233H63V234H61ZM83 233V234H82ZM97 233H98V235H97ZM167 233V234H166ZM176 233V234H175ZM177 233H178V236H177ZM181 233V234H180ZM213 233V232H212ZM211 233V234H212ZM213 233V234H214ZM58 234H60L61 236L62 235H65V236H63V237H61L60 235H58ZM92 234L94 235L93 237H92ZM110 234V235H109ZM133 234V233H132ZM146 236H145V235ZM161 234H165V235H161ZM180 234V235H179ZM183 234V235H182ZM222 236H221V235ZM24 235V237H22ZM85 235V236H84ZM123 235H125V238L127 239V241H126V243H125V245H124V241L126 240L125 238V240L122 238V236ZM143 235V236H142ZM150 237H149V236ZM168 237H167V236ZM186 235H187V237H186ZM188 235H190L191 237H189ZM198 236V237H200V240H199V242L196 240L197 239V237L196 236ZM203 235H205V236H207V237H203ZM233 235H235V236H233ZM39 236V235H38ZM56 236H57V239H56ZM80 238L81 236V240L79 239L78 240V242H77V239H75V238ZM107 236H109V237H107ZM121 237L120 239L119 238H117V237ZM179 236H181V237H179ZM194 236V238H192ZM214 237H215V235H213ZM224 236H225V238H224ZM35 237V236H34ZM59 237V238H58ZM97 237V238H96ZM103 237V238H102ZM115 237V238H114ZM124 237V236H123ZM128 237H129V239H128ZM149 237V238H148ZM154 237V238H153ZM156 237V238H155ZM201 237H202V239H201ZM30 238V239H29ZM107 238V239H106ZM118 239V241L119 240H121V242H123L122 244L120 243V241L118 242V244H117V242H115V241H117V239ZM211 240H210V239ZM239 238V239H238ZM3 239V240H2ZM59 239H62V241H60V243H59ZM96 239V240H95ZM102 239V240H101ZM112 239V240H111ZM191 239V240H190ZM203 239H204V243L202 242V245H204V246H202L201 245V241H203ZM207 239V241H209V242H212V243H215L214 245H215V247H214V249L216 248H219V250H218V252H217V250L215 251V250H212L211 249V252L213 253V252H217L216 253V255L217 256H215V253L214 254H211L210 253V248L211 247H209V245H210V243L208 242L207 243V241H206V244L208 245L207 247H206V244H205V240ZM226 239V240H225ZM2 240V241H1ZM33 240V241H32ZM58 240V241H57ZM64 240V241H65ZM74 240V241H73ZM104 240V241H103ZM108 240V241H107ZM157 240V241H156ZM161 240V244L163 245H161V247L158 249V246H160L159 245V241ZM196 242H195V241ZM221 240H223V241H221ZM32 241V242H31ZM74 243H73V242ZM114 241V242H113ZM166 241V242H165ZM189 241V242H188ZM191 241V242H190ZM221 241V242H220ZM227 241V242H226ZM233 241L235 242V243H233ZM14 242V243H13ZM73 244H72V243ZM77 242V243H76ZM85 242V241H84ZM96 244H95V243ZM98 242V243H97ZM101 242H103V243H101ZM111 242H113V244L115 243L116 245H113ZM131 242H133V243H131ZM153 242V243H152ZM157 242H158V244H157ZM168 242V243H167ZM224 242V243H223ZM232 243L233 244V247H232V244L231 245H229L230 243ZM55 243V244H54ZM67 243V244H66ZM79 243V244H78ZM108 245H107V244ZM127 243H129L128 245H130L129 247H128V245H127ZM211 243V246L213 245ZM219 243H220V246H223L224 244L226 245V244H228V245H226V246H223L222 248L219 246ZM2 244V245H1ZM18 244V245H17ZM21 244H23V245H21ZM58 246H57V245ZM72 244V245H71ZM83 244V243H82ZM134 246H133V245ZM144 244V245H143ZM147 244V245H146ZM148 244H149V246H148ZM164 244H168V245H164ZM216 244H217V246H219V247H216ZM223 244V245H222ZM34 245H35V247H34ZM92 245V243L90 244V246ZM114 246V248H113V246ZM117 245H120L121 247H122V245H124V248H121L120 246L117 248ZM138 245V246H137ZM190 246V248H188L189 246ZM194 245V246H193ZM197 245V246H196ZM199 245H201L200 247H199ZM30 246V245H29ZM110 246H112V247H110ZM138 248H137V247ZM139 246H141V247H139ZM143 246H146L147 248H145V247H143ZM153 246H155V247H153ZM173 246V247H172ZM192 246V247H191ZM227 246H228V248H227ZM24 247H22V248H24ZM55 247H57V249L55 248ZM81 247V246H80ZM97 247H98V249L100 250L101 248L102 249H104V248H107V247H109L110 249H108V250H105L104 249V251L102 250L100 253V255L98 254V249H97ZM127 247L129 248L128 250H126L127 249ZM143 247V248H142ZM150 247H152V248H150ZM164 247V248H163ZM187 247V248H186ZM197 249H196V248ZM199 247V248H198ZM209 247V248H208ZM224 247H226V248H224ZM231 247V248H230ZM21 248V247H20ZM39 248V247H38ZM79 248V247H78ZM111 248H113V249H111ZM139 248H140V250H141V248H142V251H140L139 250ZM155 248H157V252H159L158 250H160L161 251V253H162V256L163 255H165V256H163V257H160V255H156V253H155V251H154V249ZM167 248V249H166ZM181 248V249H180ZM195 248V249H194ZM203 248V249H202ZM205 248H207V249H205ZM221 248V249H220ZM224 248V249H223ZM233 248V249H232ZM27 249H30V247L29 248H27ZM40 249V248H39ZM49 249H51V251L49 250ZM53 249V250H52ZM55 249H56V251H55ZM59 249V250H58ZM68 248L66 247V249L65 250H67ZM132 249V250H131ZM133 249L135 250V251H133ZM162 249V250H161ZM165 249H166V251H165ZM171 249H174V250H171ZM176 249H178V250H176ZM185 249V250H184ZM189 249V250H188ZM199 249V252L197 251ZM201 249V250H200ZM228 249H230V250H228ZM260 249V250H259ZM21 250V249H20ZM20 250H18L19 252H20ZM23 250H25V249H23ZM35 250V251H34ZM41 250V249H40ZM76 250H77V252H78V250H80V248L79 249H77L76 248ZM96 250V251H95ZM118 250H120L118 253H117V251ZM182 250V251H181ZM188 252H187V251ZM191 250H194V253L192 254V251ZM222 250V251H221ZM225 250V251H224ZM30 251V250H29ZM91 251V252H92ZM98 251V252H97ZM112 251V252H111ZM124 251H125V253H124ZM129 251H130V253H129ZM133 251V252H132ZM136 251H138V253L136 252ZM139 251H140V253L141 254H139ZM176 251H178V252H176ZM182 253H181V252ZM186 251V252H185ZM196 251V252H195ZM201 251V252H200ZM207 253H206V252ZM220 251L223 253L224 252V256L222 255V253H221V255H220ZM230 251H232V252H230ZM10 252V253H9ZM11 252H12V254H11ZM13 252L15 253V254H13ZM41 252H42V250H41ZM136 252V253H135ZM166 254H165V253ZM180 252V253H179ZM228 252V253H227ZM29 253H30V255H29ZM33 253H35V255L33 254ZM37 253V254H36ZM65 254H66V252H64ZM134 253L136 254V257H132V255H134ZM176 253H179V254H177L176 255ZM204 253V254H203ZM210 253V254H209ZM233 253V254H232ZM6 254V255H5ZM130 254H131V256H130ZM154 254L152 255V256H154ZM200 254V255H199ZM203 254V257L201 256ZM228 255V256H226V258H225V255ZM12 255V256H11ZM28 255H29V257H28ZM38 256V258L40 257V259H39V261L37 260V259H35V258H37V257H35V256ZM59 255V256H58ZM98 255V256H97ZM126 255H129V257H128V259H127V256ZM199 255V256H198ZM234 257H233V256ZM26 256L30 259L29 260V262H28V259L26 258ZM66 256V255H65ZM76 256H79L78 255V253L76 254V255H74L73 257L74 258H72L71 259V261H72V264H76V262L78 261L79 262V260H80V258L78 257H76ZM113 256V258L111 259V257ZM119 256V255H118ZM122 256H119V257H122ZM193 256V257H192ZM196 256L198 257V259L196 258ZM214 256H215V259H214ZM219 256H221V257H219ZM17 257V256H16ZM23 257V258H22ZM48 257V256H47ZM46 257V258H47ZM51 257V258H52ZM94 257H95V259H94ZM98 257V258H97ZM130 257H132V258H134V259H132V258H130ZM186 257V258H185ZM252 257V258H251ZM45 258V259H46ZM50 258V256L47 258L48 260H49V262H48V260H47V262H46V264H51V262L53 261V260H51V259H49ZM75 258H77V261H73V259H75ZM164 258V259H163ZM206 258V259H205ZM220 258V259H219ZM228 258V259H227ZM231 258V259H230ZM233 258H236V259H234V260H236V261H234L233 260ZM2 259V260H1ZM27 259V260H26ZM44 259V258H43ZM42 259V260H43ZM144 259H146L145 261H147V258H146V255H145V257H144ZM187 259V260H186ZM196 259V260H195ZM205 259V260H204ZM256 259H257V261H256ZM6 260V261H5ZM9 260H10V262L11 263H9ZM22 260V261H21ZM51 260V261H50ZM107 260V261H106ZM123 260H121V262L119 263V262H117V263H119V264H123V262H125V260L123 261ZM141 261H142V259H140ZM139 260V261H140ZM155 260V259H154ZM165 261V262H163V261ZM172 261V262H168V261ZM179 260H180V262H179ZM183 260V261H182ZM198 260V261H197ZM224 260H225V262H224ZM226 260H227V262H226ZM231 260V261H230ZM2 261V262H1ZM25 261V263H23ZM35 261H38V262H35ZM44 261V260H43ZM42 261V262H43ZM66 261H68V262H66ZM66 261H61L60 262V260H59V262L62 264H64L65 262V264H68L69 262H70V260H66ZM123 261V262H122ZM137 261V262H136ZM178 263H177V262ZM185 261V262H184ZM187 261H188V263H187ZM192 261V262H191ZM239 261V260H238ZM252 261V262H251ZM254 261V262H253ZM28 262V263H27ZM34 262V263H33ZM58 262V261H57ZM154 262V263H153ZM208 262V263H207ZM244 262V263H243ZM98 263V264H99ZM144 263H147V262H144ZM143 263V264H144ZM159 263V264H160ZM45 264V263H44ZM125 264V263H124ZM126 264H129V263H126ZM141 264V263H140ZM215 264H216V261H215ZM232 264V263H231ZM259 264V263H258Z\"/></svg>","mask_w":264,"mask_h":264},{"label":"bare ground","instance_id":"6f19581e","mask_svg":"<svg viewBox=\"0 0 264 264\" xmlns=\"http://www.w3.org/2000/svg\"><path fill=\"white\" fill-rule=\"evenodd\" d=\"M13 1H17V2H19L20 3V1L19 0H12V1H8V0H4V2H5V4L6 5H8V6H10V5H12V4H14L13 3ZM21 1H23V0H21ZM26 1V2H25ZM28 1V2H27ZM32 1L33 0H31V1H29V0H24L22 3H20V5H23V7L24 8H26L25 6H27V8L29 7L28 5H29V2H30V4L32 3ZM58 1V0H57ZM61 1V0H60ZM69 1H71V0H62V2H59V6H58V9H56L57 11V13L58 12H60V14H63V12H64V14L63 15H65L64 17H68V15H70L69 14V12H68V10H67V3L69 2ZM74 1L75 0H72L71 2H73L74 3ZM81 1V0H80ZM97 1H99V0H97ZM96 1V2H97ZM108 2H111V0H107ZM107 1H103L102 3H104L105 5H107L108 3H107ZM124 1V0H123ZM129 1V0H128ZM128 1L126 2L127 4H129V3H132V1L130 2L129 1V3H128ZM143 1V0H142ZM141 1V2H142ZM149 1V0H148ZM151 1H153V0H151ZM163 1V0H162ZM166 1H168V0H166ZM241 1H243V0H241ZM241 1H239V4H240V2ZM3 2V3H4ZM12 2V3H11ZM81 2H83V4L85 3V6H86V8H87V13H86V16L89 14V13H91L92 12V10H93V5L94 6H97V5H99V4H96V2H92V0H82ZM100 2H101V0H100ZM113 2V1H112ZM137 2V1H136ZM263 2V1H262ZM1 3V2H0ZM24 3H28V5H24ZM75 3H77V2H75ZM74 3V4H75ZM99 3V2H98ZM107 3V4H106ZM125 3V2H124ZM143 4L142 5H140L141 7L142 6H144V16H143V18H145V15H149L150 14V11L148 12V10H147V12H145L146 10V4L145 3H147V0L144 2H142ZM154 3V2H153ZM152 3V4H153ZM164 3V2H163ZM163 3H162V5H163ZM167 3H169V2H167ZM166 3V4H167ZM208 3V2H207ZM264 3V2H263ZM5 4H3V6L5 5ZM39 4H41V3H39ZM69 4H71V3H68V5ZM141 4V3H140ZM148 4V3H147ZM150 4H151V2H150ZM170 4L173 6V3H171L170 2ZM169 4V5H170ZM242 4V3H241ZM244 4L246 5V3H245V1H244ZM248 4V3H247ZM20 5H18V6H20ZM71 5H73V4H71ZM159 5V4H158ZM165 5V4H164ZM163 5V6H164ZM168 5V4H167ZM167 5H165L166 6V8H168L169 7V5H168V7H167ZM243 5V4H242ZM36 6V5H35ZM37 6H38V4H37ZM43 6H45V4L43 5ZM43 6H41V8L43 9ZM64 6V8H63V10L66 8V11L68 12V15H67V13H65L66 11L64 10H62L63 12H61V11H59V9H62V7ZM76 4L74 5V6H68V8L70 7V9H73L74 10V12L73 11H70V13L72 14V20L73 21H71V23H69V25H68V23H67V20H66V22H65V19H68V18H64V19H62L63 17H61V15L59 14V15H57V17L59 18V16L61 17L60 18V20H61V22H62V20H63V23H60V25L61 24H63L64 25V23H65V25H64V27L63 28H66V29H63L62 27H61V30L63 29V32H65V33H67L66 31H68L69 30V27H71V25H72V23L77 19L78 20V16L75 14V16H73V14L75 13V10L77 9L76 7ZM148 6H149V4H148ZM162 6V7H163ZM214 6V5H213ZM22 7V8H23ZM98 7V6H97ZM151 6H149V8H150ZM161 5H160V10L158 9V11H160V12H162L163 10H164V7H163V10H161ZM171 7V6H170ZM24 8H23V10H24ZM38 8V7H37ZM56 8V7H55ZM75 8V9H74ZM152 8V7H151ZM153 8H154V6H153ZM174 8H176V7H173V9ZM135 9H136V7H135ZM139 9V8H138ZM137 9V10H138ZM5 10V9H4ZM37 10V9H36ZM46 10V9H45ZM150 10V9H149ZM157 10V9H156ZM0 11H1V9H0ZM152 11H153V9H152ZM167 10H165L164 12H163V14L166 12ZM73 12V13H72ZM154 12V11H153ZM168 12V11H167ZM166 12V13H167ZM45 13V11L43 12V14ZM136 13V12H135ZM155 13V12H154ZM157 13V12H156ZM169 13V12H168ZM263 13V12H262ZM14 14V13H13ZM12 14V15H13ZM56 14V13H55ZM160 14V13H159ZM162 14V13H161ZM162 14V17H159V20H160V22L157 20V19H155V20H157V23L155 24L156 26H157V24H158V22H159V26L158 27H155V30H154V28H152L151 27V25H152V23H151V21L149 20V19H147V18H151V16L150 17H148L147 16V18H146V20L147 21H150V23H148V24H150V26H149V28L151 27V29L153 30L152 32H151V30L149 31V28H148V32H150V34H151V38H149V40H150V42H149V44H146V42H143V40L145 39V37L146 38H148L147 36H150V34L147 32V30H142V28H146V24H147V22L146 23H144L143 21H144V19L143 20H141L146 26L145 27H143L142 26V28H138V30H139V32H140V30H141V32L143 31L144 33H145V31L149 34V35H146V36H144V38L143 37H141L142 35V33L140 32V41H141V44L139 45L138 43L140 42V41H137L138 39H137V36H136V39H133L135 36H133V38L131 37V41H129L130 42V44H131V46H130V44H129V42H128V44L129 45H127V44H124V45H126L125 46V49H124V51L122 50V52H121V50H119L120 52H116V53H120L121 54V56L119 57L120 58V61H119V59L118 60H116L117 58H118V56L116 57V55H118V54H115L114 52H112L111 54V58H110V55L108 54V51H109V49H110V47H109V49H104L103 47H105V44L103 45V43H102V45H103V47L102 46H100V49H101V47H102V50H104V51H101L100 49H99V51H96V52H94V53H96V54H94V53H92L93 52V48H92V44H96V43H92L93 42V40L94 39H97V35L95 34V33H93V32H90L91 30L93 31L94 30V28H92V26H91V21L89 20H87L88 22H90V23H86V28H85V24L83 23L82 25H80L79 23H78V21L76 20L74 23H73V25H75L76 27H78L77 29H76V27L74 26V27H71L70 29H76V30H74V31H77V32H75L77 35H78V31L80 30V32H81V37H83L82 38V40L81 41H79V43H77L76 45L77 46H73L72 44L73 43H75V41H74V38L75 37H77V35L74 33V38H73V34H72V30H71V34H72V36L70 37V38H67L68 40H70L68 43H64L63 44V41L61 42L63 45H64V49H66L67 48V51L65 50H63V47H61V43H60V41H59V43L60 44H58V45H60L59 47H58V49L60 48H62V54L60 53V55L62 56V58H59V54L57 53V51H58V49L56 48V46H52L51 48H49L48 50H49V52H47L48 50L45 48V47H42L40 44V42L38 43V45H37V54L36 55H34V51H32V48H33V50H34V46L35 45H33V47L32 46H30V40H31V38L33 37V34H34V32L36 31V29L33 31L32 29L30 30L29 28H27V29H29V32L30 31H32L33 32V34L31 35V32L29 33L27 30H25V32L27 33L28 32V34H26L25 33V37L26 38H24V32H23V35H21V36H19L20 37V39H19V47L21 46L20 44L21 43H23L24 41H20L21 39L22 40H24L25 39V43L23 44V45H25L23 48H24V50H20V58H21V56H22V60H23V64H22V66H21V68H20V70H21V72L19 71V73H20V78H17V77H19L18 75H19V73H18V75H17V73H16V75L14 74V81H16V83L19 81V79L21 80V81H19V82H22L21 83V90H22V88H23V86H26V85H28V88L29 89H31V88H33L32 90H30V91H32V93L30 94V96H31V100L29 99V101L30 102H28V103H30V104H28V107L27 108H29L30 106V108L32 109V110H30L32 113V116L30 117V116H27V117H29V119L25 116V115H23V113L21 114V115H19V113L17 114L18 116H16V118L18 119L20 116L21 117H23V116H25L24 118H27V119H25V121L26 120H30V122L29 123H27L28 121H26V123H27V127H25L24 128V131H22V133L24 132V133H26V136L29 138V139H31V140H29L28 138L27 139H25L24 140V142L25 141H28V144L26 143V145L25 146H21L20 145V143H18V141H17V138H18V134L17 133H15L16 132V130H14L13 129V127L14 126H16V125H14L12 128H9L10 129V131L11 132H13V131H15V132H13V133H11L10 131H7L6 133L4 132V134H2V132L3 131H0V171H1V173H2V175L3 174H5V171H6V173L8 172H10V174H11V172L15 169L18 173H19V180H20V185H22V184H25V182H26V180L27 181H29L30 179H29V177L31 176V175H29V173H30V170L33 172V168L32 169H30V167L29 166H31L32 164H31V162L33 161V157H34V155L36 154V156H37V149H39L40 147L41 148H44V149H39V152H40V157L42 158V161H43V159H45V158H47V160H46V164H44L45 163V161H43V164H42V162L40 161V159H38V161H37V163H40L41 162V164L43 165L42 167H43V169L45 168V169H47L48 167L50 168V166H52V169H53V171L54 170H57V168H58V171H54L55 172V181L53 182V180L51 179V178H54V176L52 177V176H49V175H53V173H51L52 172V169H47L48 170V172L49 173H51V174H49L48 175V177H51L50 179V182H48L47 184H46V188H47V192H45V194H44V197H46V195H47V198H41V195H39V196H37V197H40L39 199H38V201H37V199H35L34 197V195H36V191H35V189H36V187L37 186H39V184L37 183V185L35 186V189H34V191H33V193H34V195L32 196L31 195V193L29 194L28 192H26V193H28L29 195H30V198H28V199H30L31 200V202L29 201V204L31 203V206H32V208L33 209H39L38 210V213L36 214V213H34V214H36L37 216H35V218L34 217H32V216H34V215H32V216H30V214H29V209H30V205L28 206V201L26 200V197H28V195L25 193V195H27V196H25L24 198H25V201H26V203H24V207H23V209L24 208H27V206L29 207L28 208V210H23V211H25V212H23L24 214H23V216L26 218L25 220L27 221L28 220V218L29 217H31V219L32 218H34L35 220H37V223L35 222H33V224L35 225V224H37V225H35L36 227V229L34 228V225L33 224H31V225H33V230H32V233H33V231L34 232H36V234L35 233H33V237H32V239L34 240V239H36V237H38L37 239H36V241H37V243H36V245H37V247H35V245H34V247L35 248H37L36 249V251H37V253L38 252H40L41 254L43 253V251L46 253V248H47V246L50 244V247H51V243H53V242H50L49 243V239H50V235L52 236V234L53 233H51V228H52V226H53V223H54V220H58L57 219V217H56V212H58L59 210L61 211V207H65V206H60V209L59 208H57V205H60L59 204V202L60 203H62V199H63V196H64V194H66L67 192H69V191H73L74 193H76V194H74V196H73V193H72V196H73V198H75V196L77 195V197L75 198V200L74 201H76V199H77V202H74L73 200V202H72V204L73 205H75V203H76V205H75V208H74V210H72V212L74 213L73 214V216L74 217H76L75 219L76 220H74V219H72L73 220V222H75L76 221V223H74V224H71L72 225V227L71 228H74L75 230V234L77 235L78 233H76L77 231H78V229H79V233H80V231L82 232V230H80V227H81V224L84 222H86V224H87V222H90V225L91 224H93L94 223V221L96 222V220L94 219L95 218V216H94V211H95V208H94V206L96 205V202L97 201H99L98 199H99V197H100V195L105 191V189H106V186L108 187V183L110 182V181H113L114 179H117V178H119L122 174H123V172L126 170V165H127V163H128V159L130 158V159H136V158H134V156H139L140 155V153L141 152H143V151H141L138 155H137V153H138V150L140 151L141 150V147H139L140 149H138V146H143V145H148V143L150 142L151 144H152V142H162L163 141V139L164 138H168V139H173L172 141H170L169 140V142L168 143H171V142H173V141H175L174 139L176 138V136L175 135H177V137H178V134L180 135L179 137H181V135H183L184 136V133H186L185 131H187V129H185V128H187L188 127V125L187 124H185L184 123V121H186V123H188L189 122V120L191 121V119L194 117L193 116V113H192V117H190L189 116V119H188V116H186V117H184V118H186L185 120H183V116H185L187 113H185V115L184 114H181V118H179V116H180V114L179 115H177V117L175 118V116H174V114H175V112L177 111H179V108L178 107H176L175 108V106L170 102V99L172 100V98L174 97V94H175V91L174 90H172V89H170L169 88V86H167V84H168V79H166V78H163V77H165V76H163V77H161V75H163V74H161L160 75V71H159V66H158V63L159 62H161L162 60H163V62H166L167 64H170L171 66H172V68H176L177 67V71H179V72H181V70H179L178 68H182L183 70H185V68L187 69L186 71H187V74L189 73V72H191L192 73V78L191 79H193L195 76L194 75H196V77H199L198 79H204L205 77H207L208 75L210 76V74L211 73H214V76H217L218 74H219V72H220V70L221 69H219L221 66H218V68H217V70L216 71H218V69H219V71H218V73L216 72V71H209V70H207V69H203V68H200L198 65H200V62L202 61L203 62V59H201L200 60V62H197V61H199V59H200V57L197 59V64L195 65L194 63H196V62H194L193 64H192V60L191 59H193V58H191L192 57V55H191V53H190V56L191 57H188V55H187V59L189 60H186L185 59V57L183 56V54H184V52L185 51H183V49H181L182 51H183V54H182V52H181V50H180V44H179V39L182 37V35H181V37H179V39L178 40H176L175 41V39H177L178 38V36H179V33L180 32H182L183 33V28H185V27H183L182 28V30L180 31V28H179V30H178V28H177V31L179 32V33H177L178 35H177V38H175L176 36L174 35L176 32H175V29H174V27H175V25H173L174 23L176 24V22H173L171 19H170V15L172 14L173 15V12H170V15L168 14V16H169V19L171 20V27H172V25L174 26V27H172V30H174V31H170V28L168 27V26H170V24L168 23L169 22V19H167L168 20V22L166 21L165 22V24L167 23V27H168V29H166V30H168V31H164L163 30V27L165 26V24L164 25H162V24H160L161 22L163 23L164 21V19H162L163 17H164V15ZM21 15V14H20ZM62 15V16H63ZM67 15V16H66ZM134 16H138L139 17V13L137 14H133ZM132 15V16H133ZM158 15V14H157ZM10 16V15H9ZM69 16V17H70ZM159 16V15H158ZM167 16V15H166ZM189 16V15H188ZM192 15H190L189 17H191ZM5 17V18H4ZM71 17H70V19L68 20V21H70L71 20ZM75 17H77V18H75ZM157 17V16H156ZM261 17H262V15H261ZM264 17V16H263ZM6 19V20H9L8 19V16H2V19ZM10 18V17H9ZM46 18V17H45ZM73 18H75V20L73 19ZM136 18V17H135ZM162 20H161V19ZM211 18V17H210ZM2 19H1V21H2ZM137 20V22H139V19H141V18H136ZM15 20H17V18L16 19H14V21ZM46 20V19H45ZM132 20H134V18L132 17ZM145 20V21H146ZM151 20H153L152 18H151ZM155 20H153L154 22H155ZM264 20V19H263ZM1 21H0V23H1ZM10 21V20H9ZM14 21H12L11 20V22L10 23H14ZM20 21H21V19H20ZM135 20H134V23H137ZM140 21V22H141ZM152 21V22H153ZM261 21V20H260ZM3 22V21H2ZM8 22V21H7ZM16 22H17V24H19L20 25V22H19V20L18 21H15V24H16ZM139 22V24H137L138 26H136V27H139V25L142 23H140ZM75 23H78L79 25H77V24H75ZM142 23V24H143ZM2 24H6V22H3ZM100 24V23H99ZM120 24V23H119ZM121 24H122V19H121ZM72 25V26H73ZM135 25V24H134ZM161 25V26H160ZM59 26V25H58ZM66 26V27H65ZM84 26V27H83ZM90 26V27H89ZM95 26H97V25H94L93 27H95ZM163 26V27H162ZM258 26H262V25H258ZM89 27V28H88ZM98 27V26H97ZM177 27V26H176ZM246 27V26H245ZM254 27V26H253ZM4 28V30H6L5 29V26L4 27H2V29ZM83 28H85L83 31H82V29ZM90 28H92V29H90ZM134 29H135V27H133ZM166 27H164V29H165ZM242 26L240 27V30L239 31H242L243 30V32H242V34L241 35H244L245 33H244V28H242ZM255 28H256V30L261 34L262 32H263V30H264V26H262V28L263 29H261V28H257L256 26H255ZM8 29V28H7ZM34 29V28H33ZM38 29V28H37ZM57 29V28H56ZM79 29V30H78ZM95 29H96V27H95ZM66 30V31H65ZM90 30V31H89ZM98 30H99V27H98ZM184 30H186V29H184ZM248 30V29H247ZM253 30H254V28H253ZM256 30H254V33H255V31ZM260 30V31H259ZM262 30V31H261ZM0 31H1V29H0ZM8 31L10 32L11 30H9L8 29ZM90 32L91 33V35H90V33H89V35L90 36H88V35H86V34H84V32L85 33H87V32ZM135 31H137V28H136V30ZM169 31H170V33L172 34L173 32H175V33H173V35L175 36V37H172L173 35H171L170 33H169ZM20 32V31H19ZM61 32V31H60ZM63 32H61L62 33V35H63ZM83 32V33H82ZM139 32L137 31V33L139 34ZM202 32V31H201ZM248 32V31H247ZM246 32V34L248 35V34H250L251 33V31H249L248 33ZM2 33L3 32H1V35H2ZM8 33V32H7ZM7 33H5L6 35H7ZM65 33H64V35H65ZM110 33V31H108L106 34H109ZM143 33V34H144ZM185 33H188V32H184V34ZM203 33V32H202ZM244 33V34H243ZM250 34L249 36L250 37H252V36H254L255 34ZM264 33V32H263ZM4 34V35H5ZM69 34L70 33H68V35L67 36H69ZM70 34V35H71ZM88 34V33H87ZM137 34V35H138ZM190 34V33H189ZM192 34V33H191ZM190 34V37H193V40H195L196 39V36H192ZM194 34V33H193ZM256 34H258V33H256ZM9 35V34H8ZM7 35V36H8ZM58 35H60V33L58 34ZM60 36L61 38H65L66 37V35L65 36ZM84 35H85V37L86 36H88L87 38H85L84 37ZM110 35V34H109ZM204 35V34H203ZM262 35V34H261ZM261 35H257V36H260V37H262ZM201 36H202V34H201ZM240 36V35H239ZM245 36V35H244ZM264 36V35H263ZM4 37V36H3ZM60 37H58V38H60ZM80 37V38H81ZM184 37V36H183ZM188 37H189V35L187 36V39H184V38H182L181 40H180V43L182 44V43H184V44H182V45H185V47L187 46V44H185V42H184V40L185 41H187V43H188ZM205 37V36H204ZM248 37V36H247ZM256 36H254V37H252V39H254ZM259 37V38H260ZM72 38V39H71ZM84 38H85V40L86 39H88V40H84ZM195 38V39H194ZM206 38V37H205ZM238 38H240V37H238ZM8 39V38H7ZM66 39V40H67ZM99 39V38H98ZM141 39H143V40H141ZM198 39V38H197ZM202 39V38H201ZM201 39H200V41H201ZM242 39V38H241ZM247 39H249V37L247 38ZM252 39H249V40H246V41H239L240 42V44L242 45L243 43L245 44V42H249L250 43V40H252ZM4 40V39H3ZM57 40V39H56ZM56 40H54L55 42H56ZM64 41V42H67V41ZM132 40H133V42H132ZM138 42V43H136V41ZM183 40V41H182ZM244 40V39H243ZM256 40V42H257V40H259L260 41V44L262 43V46H264V41H262L261 42V40H263V38L262 39H254V41ZM7 43H10V42H8L9 41V39H8V41L7 40H5ZM84 41H85V43H87L86 45H85V43H84ZM145 41H147V40H145ZM197 40H195L194 42H196ZM200 41H199V43H200ZM259 41H258V46H255L256 45V43L254 44V42H253V44H251V45H254V47L253 46H251V49L250 48H248L249 49V51L250 50H253V48L254 49H256L257 47L259 48V46H260V44H259ZM2 42V41H1ZM70 42L72 43V44H70ZM138 44V47L136 46V44ZM194 42H191V40L189 41V46H187L188 47V49H195V48H197V47H190V46H192V45H194L195 43ZM203 42V39H202V41H201V43ZM82 43H84V44H82ZM101 43V42H100ZM135 44V46L133 45V44ZM192 43H194V44H192ZM249 43H247V44H249ZM68 44V45H67ZM81 44V45H80ZM179 44V45H178ZM247 44H245V45H243V46H245L246 47V45ZM62 45V46H63ZM65 45H67V46H65ZM72 47H71V46ZM85 45V46H84ZM179 47H178V46ZM198 45V42L196 43V46ZM16 46H17V43H16ZM16 46H13V47H15L16 48V51H17V48L18 47H16ZM40 46V47H39ZM80 46H83V47H81V48H79V50H78V47H80ZM133 46L134 47H136V48H133ZM145 46H146V48H145ZM224 46V45H223ZM222 46V47H223ZM227 46V45H226ZM226 46H224V47H226ZM249 46V45H248ZM12 47V48H13ZM32 47V48H31ZM74 47V50H72V48ZM94 47H95V45H94ZM182 47V46H181ZM184 47V46H183ZM201 47H202V45H201ZM223 47V49H225ZM235 47V46H234ZM256 47V48H255ZM14 48V49H15ZM39 48H41L40 50H39ZM45 48V49H44ZM106 48V47H105ZM108 48V47H107ZM149 48V49H148ZM199 48V50H200V52H201V50H202V52H201V54H199V55H202V53H203V50L204 49H201L200 48V46L198 47ZM204 48V47H203ZM210 48H212V47H210ZM210 48H208V49H210ZM227 48V47H226ZM44 49V50H43ZM60 49H59V51H60ZM69 49H71V50H69ZM75 49H76V51L77 52H79V53H73V51H75ZM81 49V50H80ZM96 49V48H95ZM191 49V50H192ZM207 48H205V50H206ZM234 49H236V48H234ZM42 50V53H40V51ZM92 50V52L90 53V51ZM185 50V49H184ZM226 51V53H227V51H230L229 50V48H228V50L227 49H225ZM244 50H245V48L243 49V50H241V53H244ZM261 50H263V47H262V49L260 48L259 50H258V53H260V51ZM22 51V52H21ZM44 51H46L45 53H44ZM58 51V52H59ZM81 51H83V53H81ZM186 51H187V49H186ZM196 51V50H195ZM195 51H193V52H195ZM207 52H208V50H206ZM232 51V50H231ZM235 51V50H234ZM237 51V50H236ZM235 51V52H236ZM243 51V52H242ZM246 51H248L247 49H246ZM245 51V52H246ZM51 52V53H50ZM64 52H65V57H67V58H65V60L63 61H61V62H64V64L66 63V61H67V63H68V60L70 61V59L71 58H69V57H71L72 55H74V54H79L80 56H83V58H84V56H85V58H86V63H88V65L87 66H85V68H84V76L83 77H80L79 79H77V81H78V87L75 89V87H74V89L75 90H77V89H80L79 90V92H76L73 88H72V85H74L73 84V81H74V77H72L73 78V80L69 83V84H67V82H69V81H66V80H64L62 77V79H59V77H56V75H55V77H54V74H55V71H54V69H55V66H56V62H57V64H58V59L60 60V59H64ZM97 52H99V53H97ZM199 52V51H198ZM199 52V53H200ZM205 53L204 52V54H205V57L206 56H208L209 57V59H207V61L209 60V61H211L210 60V57L211 58H213L214 59V56L212 57V52L211 53ZM251 52V51H250ZM250 52L248 53V55L250 54ZM263 52H264V50H263ZM33 53V54H32ZM40 53V54H39ZM49 53V54H48ZM67 53H68V55H69V57H68V55H67ZM70 53H72L71 54V56H70ZM114 53V54H113ZM189 53V52H188ZM187 53V54H188ZM238 53V52H237ZM241 53H239V54H241ZM255 53V52H254ZM252 53V57L251 58H254V55H256L257 53ZM261 53H262V51H261ZM260 53V54H261ZM42 54V55H41ZM44 54H46V55H48V59H47V62H46V59H45V55ZM107 54H108V56H107ZM119 54V55H120ZM186 54V53H185ZM184 54V55H185ZM217 54V53H216ZM219 54V53H218ZM235 54V53H234ZM259 54V55H260ZM263 54V53H262ZM32 55H34V58H37V59H39L38 61H36L37 62V66H39L38 64L39 63H41L42 64V62L45 64H40V67L38 68L37 66H36V64H35V60L36 59H34L33 57H32ZM39 56V58H38V56ZM44 55V56H43ZM113 55H114V57H113ZM197 55V54H196ZM195 55V56H196ZM198 55V56H199ZM245 55V54H244ZM247 55V56H248ZM258 55V54H257ZM35 56H37V57H35ZM60 56V57H61ZM194 56V55H193ZM194 56V57H195ZM216 56V55H215ZM241 56V55H240ZM242 56H243V54H242ZM246 55H245V58L244 59H247V60H249V61H251V60H253V59H251V58H249V56L247 57ZM11 57V56H10ZM41 57H43V61H40L42 58ZM107 57L108 58H110L111 60H110V62H109V60H107ZM116 57V59H114ZM202 57H204L203 55H202ZM218 57H219V55H218ZM226 57H228V56H226ZM225 56H224V59L226 58ZM244 57V56H243ZM261 57V56H260ZM1 59L3 58V56L2 57H0ZM84 58V59H85ZM191 58V59H190ZM230 58H231V56H230ZM235 59L233 60V61H235L236 60V58L237 57H234ZM240 58H242V57H240ZM257 58V57H256ZM8 58H6V60H7ZM113 59H114V62H115V60H116V62H117V64H119V65H117V64H114V62H113ZM220 59H221V57H220ZM223 59V60H224ZM228 59V58H227ZM233 59V58H232ZM243 59V58H242ZM22 60H20V61H22ZM87 60H88V62H87ZM191 60V61H190ZM196 60V59H195ZM216 60V62H217V56H216V58L214 59V61ZM240 60V59H239ZM239 60H236V61H239ZM254 60H255V58H254ZM40 61V62H39ZM45 61V62H44ZM83 61V60H82ZM108 61V62H107ZM139 61V62H138ZM140 61H141V63H140ZM144 61H146L147 63H145ZM186 61V62H185ZM213 61V60H212ZM225 61V60H224ZM230 61L231 60H229V64H230ZM232 61V62H233ZM244 61V60H243ZM257 61V60H256ZM3 62H6V61H4V58H3ZM8 62V61H7ZM4 63V68H1V66H0V70L2 71L1 73L3 74L4 72H5V70H6V73H7V71H8V73H9V67H7L9 64L8 63ZM9 62L11 63V61L9 60ZM111 62H113V65L111 64ZM115 62V63H116ZM201 62V63H202ZM204 62H205V60H204ZM203 62V63H204ZM218 62H219V60H218ZM221 62H223V61H221ZM232 62H231V64H232ZM240 63H242L241 61H239ZM246 62V61H245ZM258 62V61H257ZM256 62V63H257ZM0 63H1V61H0ZM20 63V62H19ZM66 63V64H67ZM83 63V62H82ZM86 63H84V64H86ZM140 63V64H139ZM186 63H189L188 65L186 64ZM190 63L192 64V66H190ZM209 63V62H208ZM212 63V62H211ZM227 63V64H228ZM240 63H239V65H240ZM247 63H248V61H247ZM250 63V62H249ZM254 63V62H253ZM64 65V67H66L65 69L67 70V68H68V64H69V66H70V64H71V62H69L67 65ZM111 64V66L113 67V69H111V71L109 70V68L111 67H109V65ZM207 64V63H206ZM213 64V63H212ZM220 64H222L223 65V63H220ZM226 64V65H227ZM228 64V65H229ZM234 64V63H233ZM232 64V65H233ZM237 64V63H236ZM245 64L246 63H244L242 66H240V69H241V67L242 68H244L245 67ZM73 65V67L72 68H74V69H72V70H74V71H76L75 69H76V66L74 65V64H72ZM71 65V66H72ZM114 65H115V67H116V65H117V67L118 68H116V70H115V68H114ZM162 65V64H161ZM202 65V64H201ZM203 65H205V63L203 64ZM228 65L226 66V72L224 71L225 70V68H224V70H223V73H222V70H221V72H220V74L217 76V79H219V80H221L220 82H223L222 80L223 79H220V78H226V76L227 75H229V73H231L230 72V67H229V71H227V67H228ZM235 65V64H234ZM233 65V66H234ZM246 65H249V64H246ZM11 66V65H10ZM81 66V65H80ZM82 66H83V64H82ZM237 66V65H236ZM249 66H252V65H249ZM20 67V66H19ZM43 68V70H42V68ZM84 67V66H83ZM111 67V68H112ZM192 67V68H191ZM193 67H195V68H193ZM198 67V68H197ZM225 67V66H224ZM40 68H41V71H40ZM45 68H46V70H45ZM59 68V67H58ZM222 68H223V66H222ZM232 68V67H231ZM37 69H38V71H37ZM71 69V68H70ZM70 69H68L67 70V72H70ZM192 69V70H191ZM194 69V70H193ZM239 69V68H238ZM237 69V70H238ZM249 69H250V67H249ZM59 70V69H58ZM57 70V71H58ZM66 70H64V69H62V71L63 72H65ZM114 70V71H113ZM234 71H235V69H233ZM242 70V69H241ZM40 71V76L41 77H38V73L37 72H39ZM72 72V73H75V72ZM81 71V70H80ZM79 71V72H80ZM209 71V72H208ZM232 71V70H231ZM243 71V70H242ZM242 71H237V73H239V72H241V74H243L242 73ZM247 71H249L248 69H247V67H246V72ZM251 71V70H250ZM11 72V71H10ZM37 73V74H35V76H37L38 78H42V77H44V79L42 78V79H36L37 81H33V83H34V85L36 84L35 82H38L39 80V82L41 83V80H44V81H42V83H43V87L41 86V88L43 89V91L45 92V85H46V91H47V93L45 92L44 94L42 93V91H37L38 90V88L37 89H35V87H37V85L38 84H40L39 82L36 84V86L34 87V86H32L31 84V82H32V76H33V74L34 73ZM61 72V71H60ZM164 72H165V70H164ZM211 72V73H210ZM225 72V73H224ZM227 72H229V73H227ZM236 72V71H235ZM243 72H245V71H243ZM46 73V74H45ZM178 73V72H177ZM184 73V72H183ZM208 73H210V74H208ZM226 73H227V75H226ZM234 73V72H233ZM5 74V73H4ZM45 74V75H44ZM59 74V73H58ZM61 74V73H60ZM202 74H203V78H201L202 77ZM217 74V75H216ZM232 74V73H231ZM230 74V75H231ZM76 75V74H75ZM189 76L187 77V78H189L191 75H190V73L188 74ZM212 76H213V74H211ZM229 75V76H230ZM15 76H16V78H15ZM31 76V77H30ZM34 76V77H35ZM59 76H62V75H59ZM184 76V75H183ZM194 76V77H193ZM208 76V77H209ZM214 76L213 77H209L211 80H213L214 79ZM220 76H222V77H220ZM229 76H227L228 78H226V80L227 81H231L232 82V78L230 79L229 78ZM234 76H237V74L235 75H233L232 77L235 79V77ZM22 77V78H21ZM31 79H30V78ZM76 77V76H75ZM195 77V78H196ZM239 76H237V78H238ZM246 76H244V78H245ZM23 78H27L28 80L26 81L25 79H24V81H23ZM71 78V79H72ZM225 78H224V84H225V86H223L224 88L222 89V87H221V89H219V86H218V84L216 83V82H218L219 80H215L214 79V81H211L213 84H215L216 83V85H214L213 87H214V89H215V91H216V89H219L218 91H219V93L221 92L220 90H222V92L221 93H223V96L225 97V99H226V95L228 94V96H231V97H235L236 95L235 94H237V96H236V98H238L236 101V103H239L237 106H239L240 108H239V112L241 111V110H244V112L243 111H241V114H242V112H243V114H242V116L241 117H243V116H245V119H244V117L242 118L245 122H243L242 124H241V121H243L241 118H239L240 119V121L238 120V118H237V121L234 123V122H232V120L234 119H232V120H230V121H224V122H232L231 124H233V125H231V124H226L227 126H230V127H227V126H225V125H222L221 126V131H219V129H218V133L217 132H215V133H217V134H211V136H210V138H204L205 139V141L206 142H204V139L203 140H201V141H203L202 143H199V141L197 142V145L196 144H194V145H196V146H198V147H196V146H194L193 147V144H192V147L191 148H188V146H190L191 144H188L187 143V149H185L186 148V145H184L186 142L185 141H183V140H181V141H183L184 142V146L185 147H180L179 145L180 144H177L178 146H179V149L180 150H182L183 151V148H184V152H186L185 154L186 155H184L183 154V152L181 151V152H179V153H182L181 155H182V157L181 156H179V158L180 159H182L183 157H184V159L185 158H187V159H192V158H194V157H192V156H197L198 157V159H199V161L200 162H198L197 161V159H196V157H195V159H194V161L193 160H190L191 162H190V164H192V162H193V164L191 165L192 167H193V165L197 162V163H199L200 164V166L199 167H201V165H204L205 166V163H207L206 164V166L208 167V166H212L213 167V165H217V166H214L215 167V169H211V170H215L214 172H216V169L219 167L218 165H220V167L221 166H223V168H220V170L221 169H223V171H222V173H224V174H222L223 175V177L222 178H224V180L221 178V174H219V176H220V179H221V181H222V184H224L223 186H225V184L227 183V184H229V186H231L232 187V185L236 182V178L235 179H233L235 176L238 178V180L240 181H243L242 183H244V182H246V178H247V176H249L248 177V180H247V183H249L248 181H249V179L252 177H250V175L252 174H255L254 173V168L252 169V166L254 167V165H255V163L256 164H259L260 163V165H261V167H264V163H262V161L264 160V153H262V154H260V152L259 151H262L264 148H262L261 149V147H262V145L264 144V139L262 138V137H264V133H261L260 131V133H261V136L259 135V133L256 135V136H260L261 137V139H259V138H251L252 136H250V138L248 137L249 135H252L253 134V132L251 133L250 132V134L249 135H247L248 133H249V131H251L250 129L248 130L247 128H248V121H251L252 120V118L254 119V117H252L251 118V116L252 115H250L249 116V114H247V116H246V114H245V108L244 109H242L243 107H246V105L248 104V102L247 103H245V101L244 102H242V100L243 99H241V97L239 96V94L242 92V93H244L245 91H241V90H243V89H245L246 88V86H245V88L243 87V85H242V87L243 88H241V89H238L237 88V86L235 87V86H232L233 85V83H231L230 82V84H232L231 86H230V84L228 83V84H226V80H225ZM236 78V79H237ZM15 79H17V80H15ZM70 79V80H71ZM242 79H243V77H242ZM241 79V80H242ZM2 79H0V86L1 87H3V88H0V91L2 90L3 92L1 93V94H4V92H5V94H8V93H6V88H5V85H3V81H1ZM30 80H31V82H30ZM35 80V79H34ZM76 80V79H75ZM208 80V79H207ZM206 80V78L204 79V81L206 82L207 81ZM238 80H239V78H238ZM238 80H236L235 82L237 83V84H239V82H242V81H240L239 80V82H237ZM29 82L28 84H26V82ZM203 80L201 81V83L202 82H204ZM24 82V83H23ZM46 82V83H45ZM153 82L154 83H159V84H164V87H166V88H164V90H162V91H164V92H155L154 90V86L156 87V85H154L153 84ZM205 82H204V84H205ZM210 82V83H211ZM215 82V83H214ZM220 82H218L219 83V85H220ZM234 82V81H233ZM31 83V84H30ZM42 83H41V85H42ZM207 83H209V80H208V82ZM207 83L205 84V87H206V85H207ZM17 84H19L20 85V83H17ZM17 84H16V86H17ZM22 84H24V85H22ZM26 84V85H25ZM212 84V85H213ZM221 84H223V83H221ZM32 87H31V86ZM210 85V84H209ZM234 85H236V84H234ZM16 86H14V88L16 87ZM75 86V85H74ZM216 86H218L217 88H216ZM220 86H222V85H220ZM240 86V85H239ZM19 87V86H18ZM19 87V88H20ZM27 87V86H26ZM26 87H24L23 89H25ZM39 87H40V85H39ZM211 87V86H210ZM5 88V89H4ZM8 88V92H9V90H11V93L9 92V94H13L12 93V90H13V88L12 89H10L9 87H7ZM177 88V87H176ZM240 88V87H239ZM29 89H28V91H26V94H27V92H29ZM34 89H35V94L37 93V94H41L42 93V95H41V97H39V98H42V96H43V98H45V96H47V99H44V100H42V99H38V97H36V96H38V95H36L35 96V94H34ZM41 89V90H42ZM240 90V92L238 91V90ZM40 90V89H39ZM161 90V89H160ZM248 90V89H247ZM250 90V89H249ZM14 91V90H13ZM37 91V92H36ZM110 91H111V94H113V96L112 95H110L109 93H110ZM15 93H16V91H14ZM25 92V91H24ZM39 92V93H38ZM250 92H252L251 90H250ZM249 92V93H250ZM14 93V94H15ZM21 93V92H20ZM19 92L17 93V94H20ZM106 93L108 94V95H110V97L111 98H113L114 96H116V98H115V100L117 99V96L118 97H120L121 98V100L120 101H122V102H125V104H123V103H121V105H120V102H119V100H118V103H119V105L122 107L123 105V107L121 108L122 110L119 112L120 113V115H117L116 116V114H115V116L113 117L112 116V114H114L115 112H117V110H118V105H113L112 104V99L110 98V102H111V104H109V102H106L105 103V101H103V98L104 97H106ZM48 94V95H47ZM50 94H57V96H56V100H55V102H53L54 103V108H52V109H54L53 111L51 110V112H48L47 110V107H48V104H49V98H50ZM73 94H76L74 97H73ZM79 94H84V95H81V97L79 98ZM103 94H105V95H103ZM157 94L159 95V100L161 101V99H162V102H160L159 100L158 101H156V102H158V103H156L155 102V99H156V96H157ZM226 94V95H225ZM245 94H247V93H244V96H245ZM252 94H254L253 92H252ZM79 95V96H78ZM101 95H103L102 96V102L104 103V106H103V104L101 105V103L102 102H100L101 100H100V98H101ZM233 95V96H232ZM53 96V95H52ZM76 96L78 97V98H76ZM83 96H85L86 97V100H87V98L89 99V100H87L88 102H86V100H85V98L83 97ZM222 96V97H223ZM239 96V97H238ZM242 96V95H241ZM247 96H248V94H247ZM83 97V98H82ZM222 97H220V100L219 99H217V101H213V102H215L214 103V106L216 105H219V104H224V102H222V100L224 99H222ZM233 97V98H234ZM248 97H250L251 98V96H248ZM252 97H255V95L254 96H252ZM30 98V97H29ZM53 98V97H52ZM75 98V99H74ZM82 98V99H81ZM106 98H109V96L108 97H106ZM119 98V99H120ZM166 98V99H165ZM243 98V97H242ZM256 98H257V96H256ZM20 99V98H19ZM28 99V98H27ZM72 99H74L75 100V102H78V103H76L77 104V106L76 107H78V104L80 105L79 107H78V109L77 108H72V106H71V109L69 108V109H67L66 111H65V109L67 108V106H68V103L66 104L65 102L66 101H70V100H72ZM78 99V101H76ZM151 99H153L154 100V102H152L151 101ZM224 99V100H225ZM231 99V98H230ZM239 99H241L240 101H241V103L240 102H238L239 101ZM246 99V98H245ZM244 99V100H245ZM247 99H249V98H247ZM254 98H252V99H250V101H249V103L251 104L252 102V100H253ZM1 100L6 104V102H5V99H4V97L2 96L1 97ZM85 100V101H84ZM166 100V102H163V101H165ZM168 100V101H167ZM218 100L220 101V103L218 104L217 102H218ZM228 100V102L230 101L229 99H227ZM235 100H233V102H235ZM53 101V100H52ZM106 101H108V99L106 100ZM253 101H255V103L254 104H256L257 105V107L256 108H258V111H259V108L261 109L258 113L256 112V113H253V111L255 110V109H253V108H251V106H250V104L249 105H247V111L246 112H249L250 110H253L252 111V113L253 114H255V115H257V114H259V116H258V118L260 117V116H262L261 114H264V112H263V110L264 109H262L261 107H259V106H262V107H264L263 106V104L261 103V102H258V103H256L257 101L256 100H253ZM2 102V105H3V107H5V109H7L6 108V106H7V104H6V106H5V104ZM85 102V103H84ZM113 102H114V100H113ZM116 102V101H115ZM222 102V103H221ZM228 102H226V103H228ZM233 102H231L230 104H231V106L229 105V103L227 104V105H229V107L226 105V103L224 104V107H228L229 109H230V107L232 108V107H234V106H232V104H233ZM19 103V102H18ZM23 103V102H22ZM25 103V102H24ZM24 103H23V105H24ZM52 102H51V105L53 104ZM74 102L72 101V103L71 104H73ZM81 103L83 104L82 106H81ZM160 103H161V105H160ZM163 103V104H162ZM246 104V105H242V107L240 106V104ZM75 104V105H76ZM105 104L107 105V106H105ZM253 104V103H252ZM22 105V106H23ZM66 105V106H65ZM85 105V106H84ZM109 105H112L113 107H112V112H111V114H110V111L109 112H107L108 110H107V107H109V108H111ZM210 105H212V104H210ZM53 106V105H52ZM52 106H50V107H52ZM64 106V107H63ZM209 106V105H208ZM223 106V105H222ZM248 106H250V108H248ZM69 107V106H68ZM83 107V108H82ZM104 107V108H103ZM115 107V108H114ZM211 106H209L208 108H210ZM227 107H226V109H227ZM253 107H254V105H253ZM65 108V109H64ZM115 109V111H114V109ZM186 108H189V107H186ZM207 108V107H206ZM207 108V109H208ZM235 108V107H234ZM63 109V110H62ZM74 109H77V110H74ZM83 109H84V111H83ZM117 109V110H116ZM189 109H191V107L189 108ZM189 109H187L186 111H189ZM226 109L225 108H223V110H221V113H223L222 114V117L221 118H223V120H224V110L226 111ZM229 109H227V111H226V113H229L230 114V116H232L233 117V115L236 113L237 114V112H235V113H233L234 111H236V110H234V111H232L233 110V108L231 109V110H229ZM248 109H250L249 111H248ZM2 110V109H1ZM63 112H62V111ZM81 110V111H80ZM103 110L105 111V113L106 114H104V112H103ZM107 110V111H106ZM110 110V109H109ZM120 110V109H119ZM118 110V111H119ZM148 110V112H149V115H147V119H146V121L144 122L143 120H138L139 119V117L142 115V114H144L146 111ZM211 109H208L207 110V113L206 114H208V112L210 111ZM3 111V110H2ZM1 111V112H2ZM7 111L8 110H6V114H7V116H8V113H7ZM20 111H21V109H20ZM44 111L46 112V115H44ZM59 111H61V112H59ZM65 111V112H64ZM67 111H69L70 112V115H71V117H70V115H69V112L67 113ZM80 111V112H79ZM113 111H114V113H113ZM216 111H218V110H216ZM232 111V112H231ZM256 111V110H255ZM254 111V112H255ZM5 112V111H4ZM74 112V113H73ZM76 112H78L77 113V115H78V117H79V119H78V117L76 118ZM82 112V113H81ZM88 112H91V113H93V115H94V117H93V119L92 120H89L88 122H87V128L89 127L90 128V131H87L86 130V128L83 130V132L85 133V140H81L80 141V136H79V134H81V133H79V130H80V128H81V126L84 124V125H86L85 124V122L87 121V118H86V115H87V113ZM181 112H185L184 111V109H183V111H181ZM251 112V111H250ZM21 113V112H20ZM58 113H60L59 115L60 116H62L61 114L62 113H64L65 115H63V117H64V119H63V117H62V119L61 118H58L59 117V115H58ZM109 113V114H108ZM189 113H191V110H190V112ZM3 114V113H2ZM1 114V115H2ZM5 114V115H6ZM72 114H73V117H72ZM82 114V115H81ZM216 114V115H215ZM213 113V117H212V115H211V117L212 118H210L211 120L213 119V118H215V120H216V116H217V113ZM229 114H226L225 116H228V117H230L229 116ZM232 114V115H231ZM235 114V115H236ZM240 114V113H239ZM239 114H237L236 115V117H238L239 116ZM4 115V114H3ZM67 115H69V116H67ZM107 115V116H106ZM75 116V117H74ZM113 118H112V117ZM207 115H205L204 117L206 118H204L203 117V119H205V121L208 119L207 117H206ZM249 116V117H248ZM256 116V117H257ZM3 117V116H2ZM19 118L20 119V121L21 120H23L22 118ZM67 117V118H66ZM208 117H209V114H208ZM235 117V118H236ZM263 117V116H262ZM65 118H66V123H69V121L71 122V124H70V126H69V124H68V126H67V124L65 123ZM72 118H75V119H72ZM197 118H199L198 116H197ZM220 118V120H222ZM261 118V117H260ZM259 118V119H260ZM6 119V118H5ZM8 119V118H7ZM16 119V121H18ZM68 119V120H67ZM90 119V118H89ZM188 119V120H187ZM251 119V120H250ZM15 120V119H14ZM58 120L60 121V122H58ZM64 122H63V121ZM78 120H80V122L78 121ZM145 120V119H144ZM183 120V125L182 124H180L181 123V121ZM219 119H218V121H220ZM11 121V120H10ZM9 121V122H10ZM24 121V122H25ZM57 121V122H56ZM142 121V122H141ZM188 121V122H187ZM213 122H215L214 120H212ZM239 121V122H238ZM246 121H247V123H246ZM253 121V120H252ZM255 121V120H254ZM262 121V120H261ZM263 121H264V118H263ZM19 122V121H18ZM79 122V123H78ZM256 122V121H255ZM258 122V121H257ZM25 123V124H26ZM56 123H59V124H56ZM63 123V124H62ZM190 123V122H189ZM236 123H239L240 124V126L239 125H237ZM245 123V124H244ZM253 123V122H252ZM262 123V122H261ZM260 123V124H261ZM7 124V123H6ZM179 124V125H178ZM184 124H185V126H184ZM218 124H220L219 122H218ZM249 124L251 125V123L249 122ZM258 124V123H257ZM256 124V125H257ZM264 124V123H263ZM19 125V124H18ZM17 125V126H18ZM23 125H24V123H23ZM22 124H21V127L23 126ZM61 125H65L66 127H64L63 126V130H62V133H61V129L60 130H58L60 127H61ZM180 125H182V127L184 126L185 128V131H184V129L182 128V127H180ZM247 125V126H246ZM249 125V126H250ZM9 126V125H8ZM16 126V128L17 129H20V128H18ZM58 126V127H57ZM60 126V127H59ZM73 126H74V128H73ZM179 126V127H178ZM225 128H224V127ZM235 126V127H234ZM242 126V127H241ZM253 125H251V127H252ZM255 126V125H254ZM253 126V127H254ZM260 126V125H259ZM259 126H257L258 128H259ZM262 126H264V125H261V127ZM11 127V126H10ZM24 127V126H23ZM73 129H72V128ZM243 127H247L246 129L248 130H244L243 131ZM250 127V128H251ZM256 127V126H255ZM256 127V128H257ZM261 127L259 128V129H261ZM8 128V127H7ZM55 128H58V129H55ZM64 128H65V130H67L68 129V131H64ZM178 128L180 129V130H183L181 133L182 134H180V132H178ZM222 128H223V130H222ZM263 128V130H264V127H262ZM13 129V130H12ZM71 129H72V131H71ZM106 129H108V132L104 135V133H105V130ZM1 130V129H0ZM21 130V129H20ZM55 130V131H54ZM179 130V131H180ZM255 130H257V129H255ZM255 130H254V132H255ZM56 131L58 132V133H61L59 136L56 134ZM64 131V132H63ZM253 131V130H252ZM258 131V130H257ZM21 132V131H20ZM71 132V133H70ZM210 132V131H209ZM209 132H207V134H205L207 137H208V134H209ZM214 132V131H213ZM213 132H211V133H213ZM234 132H236L237 134H238V136H236L237 134L236 133H234ZM239 132H240V136H241V138H240V136H239ZM245 132V133H244ZM248 132V133H247ZM263 132V131H262ZM38 133H39V135H38ZM66 133V136H63L62 137V135L63 134H65ZM230 133H233V135L235 134V136L237 137V139H235L236 137H234V136H232V135H230ZM242 133V134H241ZM37 134V135H36ZM70 134V135H69ZM21 135H24V134H21ZM36 135V136H35ZM185 135H188V133H186ZM210 135V134H209ZM242 135L244 136V137H242ZM263 135V136H262ZM26 136H25V138H26ZM61 136V137H60ZM103 137V142H101V143H103V145H100V146H98L97 148H96V150H95V152H94V154H92V158H91V155H90V153H88V150H87V148H88V145L90 144V143H92V142H94V141H96L97 139H99V138H102ZM175 136V137H174ZM232 138H231V137ZM255 136V135H254ZM130 137V138H129ZM187 137V136H186ZM234 137V138H233ZM238 137L240 138V140H241V142H240V140L238 139ZM4 138H5V142H4ZM23 138H24V136H23ZM189 138V137H188ZM191 138V137H190ZM189 138V139H190ZM242 138H243V140H245L246 142V144H247V146H245L246 144L245 143H243L244 141H242ZM82 139V138H81ZM165 139V140H166ZM181 139V138H180ZM192 140H194V138H191ZM196 139H198V138H196ZM202 139V138H201ZM212 139V141H209V140H211ZM232 139H235L234 141H237V142H234ZM129 141V144H128V147H126L127 148V151H128V153H127V151H126V153H125V155L127 156V158H125V159H123V160H117L116 161V158H117V154L122 150V152H123V149H124V151H125V148L124 147H122L123 145H122V142L123 141ZM179 140V139H178ZM207 140H208V142H207ZM180 141V142H181ZM196 140H194V142H195ZM200 141V142H201ZM30 142V143H29ZM37 142V143H36ZM83 142V143H82ZM85 142V143H84ZM165 142V144H166V141H164ZM163 142V143H164ZM177 142V141H176ZM23 143V142H22ZM80 143H82V144H85V148L84 149H82V146H81V144ZM179 143V142H178ZM200 145H199V144ZM237 143V144H236ZM238 143H240L241 144V146H242V144H245L244 145V148H246V150H243V146L241 147H239L238 145H240V144H238ZM24 144V143H23ZM38 146V145H41L40 147H37L36 145ZM173 144V143H172ZM175 145V147H176V143H174ZM201 144H203L202 145V147H201ZM150 145V144H149ZM164 145V144H163ZM170 145V144H169ZM32 146H34V147H32ZM35 146L37 147V149L35 148ZM168 146V145H167ZM171 146V145H170ZM177 146V147H178ZM173 147V146H172ZM174 147V148H175ZM32 148V149H31ZM78 148H80L81 150H79V152L77 151L78 150ZM163 148H165L164 146H163ZM197 148V149H196ZM14 149V151H11V150H13ZM169 149H170V147H169ZM189 149H192L191 151H189ZM257 149H258V151H257ZM259 149H261V150H259ZM174 150V149H173ZM173 150L171 149V151L173 152ZM176 150V149H175ZM178 150V149H177ZM176 150V151H177ZM179 150V151H180ZM254 150H256L257 151V153L256 154H259V155H261V157L259 156V159L261 158V161L258 159V155H256L255 157H256V159L258 160H256L255 159V157H253L254 155L252 154V151L254 152ZM112 151H114L113 152V154L115 155L112 159L110 158V160H109V158L107 159L106 157H104L103 156V154H109L110 152H112ZM164 153H165V157H167L166 156V154H168V152H166V150L164 149ZM189 151V152H188ZM264 151V150H263ZM12 152H14V153H17L18 155H16V156H18V157H21V158H19V160L18 161H13V164H11L12 162V159L11 158H13V160L14 159H18V157L17 158H15L16 156H13L12 157V155L10 154V153H12ZM21 152V153H20ZM38 152V153H39ZM122 152H120V153H122ZM188 152V153H187ZM20 153V154H19ZM124 153V152H123ZM146 154H148L147 152H145ZM151 153H153V152H151ZM150 153V154H151ZM173 153H175L176 154V152L174 151ZM179 153H178V155H179ZM13 154V153H12ZM145 154V155H146ZM170 154V153H169ZM55 155H56V157H55ZM121 155H123V154H121ZM184 155V156H183ZM187 155L189 156V157H187ZM35 156V157H36ZM103 156V157H102ZM125 156V157H126ZM129 156V157H128ZM170 156V155H169ZM174 156L175 155H173V158H174ZM38 157H39V155H38ZM39 157V158H40ZM53 157V158H52ZM55 157V158H54ZM192 157V158H191ZM37 158V157H36ZM36 158H35V160H36ZM49 158V159H48ZM65 158V160H62V159H64ZM80 158V159H79ZM52 159V160H51ZM102 159L103 160H109V161H107V163H112V162H115V168H114V170H111L110 171V175H107V174H102L104 171H106V170H104V169H102V170H104V171H99V172H96L97 173V175H98V173H100V174H102V175H100V177H101V179L103 180H101L100 182H99V178L100 177H98V181H95V180H97V178L95 179V175H93V173L95 174V171H96V169H94V168H97L98 169V167L100 168V166L102 165L101 163V161H102ZM120 159V158H119ZM140 159V158H139ZM167 159H169V158H167ZM166 159V160H167ZM184 159H182V160H184ZM59 162L58 160H62V161H64V162H66L65 164H61L60 166H63V165H65V167L63 166V168L61 169L60 168V170H59V167H57L58 166V164L55 166V164H56V162ZM75 160H81L80 162L81 163H79V171L75 174V172H74V167H75V165H74V163L76 162ZM88 160H91L90 162H89V164H87V162H88ZM175 160V159H174ZM178 160V159H177ZM186 160V159H185ZM184 160V161H185ZM254 160H256L255 162H254ZM47 161H48V163H47ZM51 161H53V164H49ZM61 161V162H62ZM75 161V162H74ZM168 161H170V159L168 160ZM187 162H188V164H186V165H188V166H186V168H185V164L182 162V164L184 165V168L182 167V169H184L185 171H183L182 169H181V172L180 173H182V171L184 172V174H185V172L186 173H195L197 170H194L195 168H193V171L191 170V168L189 167V161L188 160H186ZM185 161V162H186ZM201 161H203V163L204 164H202L201 163ZM63 162V163H64ZM106 162V161H105ZM172 162V161H171ZM186 162V163H187ZM259 162V163H258ZM173 163V162H172ZM171 163V164H172ZM30 164V165H29ZM47 164L48 165H50V166H47ZM72 164L74 165V167H72ZM81 164V165H80ZM87 164V165H86ZM99 164H101V165H99ZM177 164V163H176ZM198 164V165H199ZM209 164V165H208ZM36 165V164H35ZM39 165V164H38ZM53 165H54V168H53ZM166 165V164H165ZM173 165V164H172ZM197 164H195L194 166H196ZM197 165V166H198ZM44 166H47V168L46 167H44ZM77 166V165H76ZM87 166V168L85 169V167ZM174 166H175V164H174ZM196 166V168L197 169H199L200 170V168H198ZM259 166V165H258ZM9 167H12L11 169H13L12 171L10 170V168ZM37 168H39V169H41L39 166H36ZM167 167H169L168 165H167ZM170 167L172 168V166L170 165ZM170 167H169V169H170ZM180 167H181V165H180ZM212 167H210V168H212ZM217 167V168H216ZM260 166H259V168H261ZM9 168V170L10 171H7L6 169H8ZM174 168V167H173ZM176 168V167H175ZM209 168V167H208ZM210 168H209V171H210ZM177 169H178V167H177ZM254 170L253 171V173H251V171L252 170ZM51 170V171H50ZM91 172H93L92 174L90 173V171ZM99 170H101V169H99ZM175 170V169H174ZM198 170V171H199ZM202 170H204V169H202ZM205 170L207 171V168H205ZM219 170V169H218ZM217 170V171H218ZM251 170V171H250ZM42 171H44V172H42ZM40 170V173L38 174V175H43V173L45 174V171L46 170ZM142 171V170H141ZM144 171V170H143ZM142 171V172H143ZM171 171H173V169H171ZM176 171V174H177V170H175ZM174 171V172H175ZM221 171H219V172H221ZM56 172H57V175H56ZM88 172V173H87ZM102 172V173H101ZM107 172V171H106ZM173 172V173H174ZM202 172V171H201ZM205 172V171H204ZM210 172H212V171H210ZM210 172H205L206 174H208L209 175V173ZM218 172V173H219ZM237 172H238V174H237ZM139 174H143V173H141L140 171L138 172ZM203 173V172H202ZM202 174V176H204V175H206V174ZM213 173V172H212ZM212 173H211V175H209V177H207L208 175H206L205 177H207V179H204V181H203V183H200V184H198V186L197 187H195L194 186V183H192V186L189 188V193H190V195H189V193H188V197L185 195V198L187 197V198H189V197H191L192 198V201L190 202V200H191V198H189V199H187L186 198V200H188L189 202L188 203H190V205H191V207L190 206H188L187 207V205H188V203H187V205L186 206H184L185 208H188V209H191L192 208V206H193V209H194V207L196 206V202H199L198 200L200 199V201H202V196L203 195H199L200 193H199V190H200V188L204 185H206V181H208V179L210 180L211 179V177H216V176H218V175H212ZM250 173V175H248ZM257 173H259V172H257ZM256 173V174H257ZM9 174V175H10ZM31 174V173H30ZM47 174V173H46ZM88 174V175H87ZM138 174V177L140 176ZM175 174V175H176ZM183 174V173H182ZM190 174V175H191ZM201 173H200V171H199V175H200ZM98 175V176H99ZM144 175V174H143ZM146 175H150L149 173L148 174H145V176ZM152 175V174H151ZM180 175V174H179ZM178 175V177H180ZM188 176V177H190V178H192L193 177V175L192 176ZM194 175H196V173L194 174ZM197 175H198V173H197ZM234 175V177L232 178V176ZM41 176H40V178H38V182H40L39 180L41 179V180H43V176H42V178H41ZM92 176V177H91ZM93 176H94V178H93ZM103 176V177H102ZM163 176H166V175H163ZM39 177V176H38ZM89 177V178H88ZM92 179H94V180H92ZM198 177V176H197ZM204 177V178H205ZM45 178H47L46 176H45ZM87 178V179H86ZM200 178V176L197 178L200 182H201V178ZM255 178V177H254ZM254 178L253 179H251V182H252V180L254 181ZM29 179V180H28ZM49 179V178H48ZM47 179V180H48ZM91 179V180H90ZM180 179V178H179ZM194 179H196V177H194L192 180H194ZM196 179V180H197ZM217 178H215V180H216ZM45 180V179H44ZM91 182H90V181ZM110 180V181H109ZM134 180H137L136 179V177H135V179ZM188 180H190V179H188ZM198 180H197V182L196 183H199L198 182ZM230 180H231V182H233V180H235V182L233 183V184H230L231 182H230ZM238 180H237V182H238ZM49 181V180H48ZM86 181H88L89 183V185H87L86 183ZM95 181V182H94ZM117 181V180H116ZM139 181H141V180H139ZM223 181L224 182H226V183H223ZM93 182H94V184H93ZM114 182H115V180H114ZM138 182V181H137ZM183 182L184 183H186L184 180H183ZM189 182H191V180L189 181ZM193 182H195V181H193ZM206 182V183H205ZM211 182V181H210ZM210 182H208V185H209V183ZM213 182H214V180H213ZM216 182V181H215ZM217 182H219V181H217ZM43 183V182H42ZM111 183V182H110ZM109 183V184H110ZM113 183V182H112ZM138 183H140V182H138ZM191 184V183H190ZM203 184V185H202ZM236 185L238 184V183H235ZM93 187H92V186ZM110 185H112V184H110ZM109 185V186H110ZM140 185V184H139ZM139 185H136V186H139ZM171 185V184H170ZM186 185V184H185ZM189 185V184H188ZM45 185H43V187H44ZM87 186H90L89 188L90 189H88V187ZM113 186V185H112ZM123 186V185H122ZM171 186H173V184L171 185ZM201 186V187H200ZM202 187L203 189L202 190H200V191H202V194H203V190H205L206 188L205 187ZM213 186H215V185H213ZM227 186V185H226ZM229 186H228V188H229ZM240 186H242V185H240ZM247 186V185H246ZM41 187H42V185H41ZM42 187V188H43ZM92 187V188H91ZM207 187V186H206ZM230 187V188H231ZM249 186H247L246 188H248ZM38 188V187H37ZM42 188H40L41 190H43ZM113 188V187H112ZM135 188V187H134ZM139 188V187H138ZM137 188V189H138ZM179 188V187H178ZM208 188V187H207ZM227 188V187H226ZM227 188V190H228V192L230 193V190L232 191V188L231 189H228ZM22 189H24V186H23V188ZM39 189V190H40ZM249 189V188H248ZM2 190V191H1ZM25 190V189H24ZM110 190V189H109ZM117 190V189H116ZM127 191H129V189H126ZM134 190V189H133ZM132 190V191H133ZM136 190V189H135ZM197 190H198V192H197ZM226 190V191H227ZM107 191V190H106ZM124 191V190H123ZM151 191H154V189H152ZM180 192L182 191V190H179ZM209 192L211 191V189L210 190H208ZM0 192L3 194V195H7V196H3L5 199V203H7L8 202V198H9V196L11 195V193L13 194V193H15L16 191H15V188H13V190H9V189H7V191H5L3 188H0ZM114 192V191H113ZM121 192H122V190H121ZM182 192H184V190L182 191ZM197 192V193H196ZM225 192V191H224ZM227 192V193H228ZM107 193H109V192H107ZM115 193V192H114ZM120 193V192H119ZM124 193V192H123ZM151 193V192H150ZM154 193V192H153ZM175 193V192H174ZM196 193V194H195ZM39 194H41V191H40V193ZM69 195H71L70 193H68ZM105 192H104V194H102L103 195V198H102V200L104 199V200H107L106 198H108V196H106V198H104V196H105ZM112 194V193H111ZM110 194V195H111ZM157 193H155V195H156ZM179 194L181 195L182 193H177V195H175L174 197H176V198H178V199H180V197H177V196H179ZM184 194H186L185 192H184ZM231 194H232V192H231ZM43 195V194H42ZM68 195V196H69ZM115 195V194H114ZM114 195H111V196H114ZM20 195L18 194V197H19ZM31 196L34 198H31ZM67 196V197H68ZM72 196L69 198V203L68 204H70V200L71 199H73L72 198ZM150 196H151V194H150ZM169 196H171L172 197V195H168L167 194V197H169ZM200 196V197H199ZM228 196H231V195H228ZM232 196H233V194H232ZM66 197V198H67ZM102 197V196H101ZM116 196H114L113 198L116 200L117 199V197L115 198ZM173 197V198H174ZM182 197H184V195L182 194L181 195V199L180 200H182ZM199 198V199H196V198ZM0 198H1V194H0ZM65 198V199H66ZM173 198H171V200L173 199ZM113 199V201H115ZM157 199H159V198H157ZM161 199V198H160ZM39 200H41V201H39ZM120 200V199H119ZM161 200H163V199H161ZM161 200H160V202H161ZM169 200L170 199H168V201H163V202H161V203H159V204H165L166 205V207H167V202H169ZM185 200V199H184ZM186 200H185V203H186ZM197 200V201H196ZM18 201V200H17ZM25 201H23V202H25ZM64 201V200H63ZM153 201V200H152ZM152 201H151V203H152ZM173 201H178V200H173ZM204 201V200H203ZM236 201V200H235ZM264 201V200H263ZM262 201V202H263ZM1 202V201H0ZM101 202V201H100ZM110 202H112L111 200H110ZM171 202V201H170ZM183 202V201H182ZM237 202H238V200H237ZM236 202V203H237ZM52 203L54 204V206L52 207L51 205H52ZM115 203V202H114ZM172 204L173 203H175V202H171ZM170 203V204H171ZM177 203V202H176ZM178 203H181V201L180 202H178ZM184 203V204H185ZM239 203V202H238ZM8 204L9 203H7V206H8ZM64 204H66V203H64L63 202V205ZM72 204H71V207H72ZM163 204V205H164ZM170 204H168V205H170ZM183 204V205H184ZM199 204V203H198ZM198 204H197V206H198ZM1 205V204H0ZM15 205V204H14ZM121 204H119V206H120ZM163 205L162 206H159V207H161V210H163L164 211V207H163ZM164 205V206H165ZM174 205V204H173ZM180 205V204H179ZM239 205V204H238ZM16 206V205H15ZM143 206V205H142ZM178 206V205H177ZM176 206V207H177ZM263 206H264V202H263ZM50 207H51V211H48V213H47V210H48V208L50 209ZM74 207V206H73ZM73 207H72V209H73ZM110 207V206H109ZM113 207H115L114 205H113ZM122 206H120V208H121ZM126 207V206H125ZM140 207V206H139ZM163 207V208H162ZM175 207V206H174ZM184 207H181V209L183 210V212H185V211H187V210H185V209H183ZM190 207V208H189ZM240 207V206H239ZM5 208V207H4ZM6 208H8V207H6ZM18 208V207H17ZM20 208H21V206H20ZM20 208H18V210H19V212H18V214H20ZM168 208V207H167ZM16 209V208H15ZM56 209L58 210V211H56ZM64 209V208H63ZM111 210H109L110 212L112 211V208H110ZM118 209V208H117ZM124 209V208H123ZM133 209V208H132ZM135 209V208H134ZM140 209V208H139ZM139 209H136V210H138V212H139ZM173 209V208H172ZM174 209H176V211H177V208H174ZM179 209V208H178ZM193 209L190 211V212H192L193 211ZM202 209V208H201ZM13 210V209H12ZM17 210V211H18ZM34 210V211H35ZM65 210H67V208L65 207ZM119 210V209H118ZM122 210V209H121ZM125 210H127V212L125 211L124 212V214L126 213V216H128L127 218H129L130 216H129V214L127 215V213L129 212V209L127 208H125ZM157 209H155V211H156ZM159 210V209H158ZM166 210V209H165ZM168 210V212H170L169 211V208L167 209ZM185 210V211H184ZM46 211V215H44L43 214V212H45ZM62 211H64V210H62ZM75 211V212H74ZM131 211H133V210H131ZM154 211V212H155ZM162 211V212H163ZM10 212V211H9ZM21 212H22V209H21ZM50 212V213H49ZM66 212V211H65ZM72 212H71V214H72ZM105 212V211H104ZM103 212V213H104ZM118 212V211H117ZM141 212V211H140ZM143 212V211H142ZM146 212V211H145ZM152 212V211H151ZM157 212V211H156ZM159 212H161V211H159ZM206 212V211H205ZM8 213V212H7ZM60 213V212H59ZM102 213V214H103ZM112 213V212H111ZM116 213V212H115ZM131 213V212H130ZM133 213H136L135 212V210H134V212ZM144 213V212H143ZM158 213V212H157ZM172 213H173V210H172ZM175 213H177V212H175ZM174 213V214H175ZM181 213V212H180ZM199 212H197V214H198ZM208 213V212H207ZM9 214V213H8ZM17 214V215H18ZM33 214V213H32ZM107 213H105V215H106ZM120 215V217L119 218H117V216H116V218L115 219H113V221H114V223L112 222V226L113 227H116V226H118L119 227V229H121L120 231L119 230H117L118 229V227H117V231H119L120 233H122V231H124V229H125V234H126V231H128L129 229H130V231L131 232H129L128 231V235H130L129 237H130V241H132L133 240V242H134V240L136 239V241H135V243L137 242V241H139V239H137V238H139L141 235H140V233H136L138 230L135 228V227H133V229H134V231H135V229L137 230V231H135V233H134V231L132 232V228H131V221H129V220H127V218L125 217V215H121V213L119 212V213H116L115 215ZM140 214V213H139ZM148 215H149V213H147ZM159 214V213H158ZM158 214H157V217H158ZM162 214H165V212L164 213H162ZM178 214V216L180 215L179 213H177ZM177 214L175 215L176 216V221L178 222L179 220H180V222H181V220L182 219H179L178 220V218H177ZM190 214V213H189ZM200 214V213H199ZM209 214V213H208ZM14 215V217H12V218H15V216H17L15 213L13 214ZM22 214H20L19 215V217L21 216ZM58 215V214H57ZM65 215H66V213H65ZM69 215V214H68ZM76 215V216H75ZM135 215H137V214H135ZM146 215V214H142V218H144V216ZM151 215H152V213H151ZM191 215H193V214H191ZM201 215V214H200ZM200 215H198V217L200 216ZM204 215H207L206 213L204 214ZM211 215V214H210ZM3 216V215H2ZM5 216V215H4ZM23 216H21L20 218L17 216V218L18 219H20V223H21V225H22V219H23V221H24V217ZM64 216V215H63ZM63 216H62V218H63ZM101 216V215H100ZM153 216H155L156 217V213H155V215H153ZM166 216H168L167 214H166ZM181 216V215H180ZM190 218H191V220L193 219L192 218V216H190V215H188ZM188 216H186V219L188 218ZM203 216V215H202ZM208 216V215H207ZM10 217V216H9ZM23 217V218H22ZM56 217V219H54ZM131 217H133V216H131ZM138 217H139V215H138ZM149 217V216H148ZM156 217V219L159 221L161 218H160V216H159V218H157ZM162 218H164L163 217V215L161 216ZM172 217H174V216H172ZM198 217L195 219L196 220V222H197V220H198ZM209 217V216H208ZM207 217V219H209V218H211L212 219V217H209L208 218ZM22 218V219H21ZM67 221H68V216L66 217H64ZM63 218V219H64ZM100 218V217H99ZM103 217H101V219H102ZM105 218V217H104ZM136 218V217H135ZM147 218V217H146ZM185 218V217H184ZM205 218V217H204ZM219 219H220V217H218ZM8 219H11V218H8ZM33 219V221H35ZM131 219V218H130ZM139 218H136V220H138ZM140 219H141V217H140ZM214 220H215V223H217V224H219L218 223V221L216 220L217 218H213ZM65 220V221H66ZM135 220V221H136ZM144 220V219H143ZM142 219L141 220H138V221H140V223H141V221H143ZM164 220V219H163ZM162 220V221H163ZM185 220V219H184ZM184 220H183V223H184ZM191 220L188 218V220H187V222L188 223H186L187 225H184L183 223V225H184V227L181 225V223L179 224L178 223V225H181L182 226V228H185L186 226H188V225H191V224H194V223H192L191 222ZM226 221V219H221L220 221L221 222H223V221ZM228 220V219H227ZM2 221V220H1ZM8 222H10L9 220H7ZM12 221H13V219H12ZM19 221V220H18ZM58 221H60V219L58 220ZM66 221V222H67ZM102 221V220H101ZM107 221L109 222V218L107 219ZM127 221V222H126ZM137 221V222H138ZM145 222H146V220H144ZM144 221L142 222V225L143 226H145L143 223H144ZM171 221V223H173V221L172 220H170ZM175 221V220H174ZM202 221H203V219H202ZM208 221V220H207ZM209 221H211V222H209V223H211L212 224V220H210L209 219ZM224 221V222H225ZM6 222V221H5ZM7 222V223H8ZM28 222V221H27ZM65 222V223H66ZM71 222V221H70ZM131 223L130 225H129V223ZM133 222H134V219H133ZM150 222V221H149ZM160 223H161V221H159ZM158 222V223H159ZM164 222V221H163ZM189 222L191 223V224H189ZM194 222V221H193ZM230 222V221H229ZM1 223H3V222H1ZM30 223V222H29ZM58 223V222H57ZM56 223V224H57ZM72 223V222H71ZM110 223V222H109ZM124 223H128V225H129V229H127V227H125V225H124ZM203 223V222H202ZM26 224H28V223H26ZM55 224V223H54ZM62 224H63V222H62ZM86 224H82V226H84V225H86ZM89 224V223H88ZM106 224V223H105ZM148 224H150V223H148ZM162 224V223H161ZM173 224H176V223H173ZM172 224V225H173ZM197 224V223H196ZM207 224H208V222H207ZM211 224L209 225L208 224V226H209V230L210 229H213L212 227L214 226V225H216V224H214L213 226H211ZM223 224H226V223H223ZM5 225V224H4ZM8 225V224H7ZM7 225H5V226H7ZM10 225V224H9ZM74 225H76V226H74ZM89 225V226H90ZM110 225H111V223H110ZM116 225V226H115ZM132 225H134V224H132ZM139 225V224H138ZM141 225V224H140ZM163 225V224H162ZM177 225V224H176ZM200 225V224H199ZM198 225V226H199ZM204 225V224H203ZM222 225V224H221ZM5 226H3V225H1V229L2 230H4L3 229V227H5ZM58 226V225H57ZM91 226H93V225H91ZM97 226V225H96ZM137 226V225H136ZM149 226V225H148ZM147 226V230H149V227ZM151 226H152V223H151ZM168 226H170V224L168 223ZM180 226V227H181ZM192 226V225H191ZM198 226H196V227H198ZM210 226H211V228H210ZM217 226V225H216ZM219 226V225H218ZM228 226H229V224H228ZM10 227V226H9ZM9 227H8V229H9ZM13 227V226H12ZM54 227H55V225H54ZM63 227H64V225H63ZM66 227V226H65ZM86 227V229H88V227L87 226H85ZM109 227V226H108ZM113 227H111V228H113ZM139 227V226H138ZM153 227V226H152ZM163 227V226H162ZM176 227V226H175ZM189 227V226H188ZM202 227V226H201ZM206 227V226H205ZM7 228V227H6ZM57 228V227H56ZM58 228H60V225L58 226ZM67 228H68V226L66 227V228H64L65 230H67ZM84 227H82V229H83ZM103 228V227H102ZM168 229L169 227H167V226H165V228L164 229ZM170 228L171 229H169V231L170 230H174V228H172L171 226H170ZM190 228V227H189ZM192 228V227H191ZM203 228V227H202ZM217 228V227H216ZM220 228H221V226H220ZM25 229V228H24ZM63 229V231H65ZM69 229V228H68ZM95 229V228H94ZM108 229V228H107ZM114 229V228H113ZM132 229V230H131ZM141 229H144V227L142 228L141 227ZM151 229V228H150ZM161 229V228H160ZM176 230H177V228H175ZM185 229H187V228H185ZM200 229V228H199ZM206 229V228H205ZM217 229H219V227L217 228ZM56 230V229H55ZM58 230H61V229H58ZM77 230V231H76ZM84 230V229H83ZM90 230V229H89ZM106 230V229H105ZM112 230V229H111ZM116 230H114V231H116ZM140 230V229H139ZM146 230V231H147ZM178 230H180V229H178ZM182 230V229H181ZM184 230V229H183ZM188 230V229H187ZM190 230V229H189ZM201 230V229H200ZM208 230V231H209ZM225 230V229H224ZM224 230H223V226H222V231H223V234L224 235H226V237H227V235H228V231L229 230H227V232L225 233L224 232ZM225 230V231H226ZM25 231V230H24ZM31 231V230H30ZM37 231H39L38 233L39 234H37ZM71 231V233H73L72 232V229L70 230ZM70 231H68V233L70 232ZM97 231V230H96ZM100 231V230H99ZM114 231L113 232H111V233H114ZM196 231H197V229H196ZM211 231V230H210ZM209 231V232H210ZM58 232V231H57ZM57 232H54L56 235H57ZM61 232V231H60ZM67 232V231H66ZM66 232H63L64 234H67ZM86 232V230L84 231V233ZM93 232V231H92ZM119 232H117V234H119ZM144 233H145V231H143ZM193 232V231H192ZM202 232V231H201ZM208 232V233H209ZM213 233L215 232V231H212ZM212 232H210V235L209 236H211V238H212V240L214 241L215 239L217 240V242L216 241H214V242H216L217 244H218V240H220V236H219V239H218V235H219V233L217 234V231H216V233H212ZM218 232H220L219 230H218ZM24 233V232H23ZM51 233V234H50ZM59 233V232H58ZM63 233H61V234H63ZM116 233V232H115ZM114 233V234H115ZM133 233V234H132ZM147 233H148V231H147ZM149 233H150V230H149ZM190 233H191V230H190ZM197 233V232H196ZM212 233V234H211ZM1 234L2 233H0V237H3L4 238V236H1ZM83 234V233H82ZM90 234H91V232H90ZM123 234H124V232H123ZM141 234H142V231H141ZM167 234V233H166ZM176 234V233H175ZM181 234V233H180ZM179 234V235H180ZM2 235H4V233L2 234ZM6 235H7V233H6ZM39 235V236H38ZM54 235V234H53ZM58 235H60V234H58ZM68 235V234H67ZM67 235L65 236V235H60L61 237H63V236H65L66 238H67V241L65 240V238L63 237V241H62V239H59V243H60V241H62L60 244V247H62L61 248V250H60V252L65 248L66 249V247L68 248L67 250H65L64 249V251H63V255H64V257H63V259L66 257V259H64V260H61V258H62V256H61V258H57L56 260L58 261H56V263L57 264H61L60 262L61 261H66V260H70V262L68 263V264H72V261H71V259L72 258H74L73 256L74 255H76L77 253H78V255L79 256H76L77 258L79 257L80 258V260H79V262L77 261V258H75V259H73V261L75 260V261H77L76 262V264H92V260L90 261V259H93L92 257H93V255L91 254V253H93V251L91 250V247H93V242H91L92 243V245L90 246V242H89V244H88V241H89V238H90V236H89V233H87L86 234V239H83V242H81V245H79V246H77V247H74L75 249H70L71 248V246H70V243H69V245L67 244V246L65 245V242H69V239H68V237H67ZM97 235H98V233H97ZM110 235V234H109ZM139 236V237H137V236ZM145 235V234H144ZM161 235H165V234H161ZM183 235V234H182ZM191 235H193L192 233H191ZM213 235H215V237L213 236ZM221 235V234H220ZM35 236V237H34ZM69 236V235H68ZM85 236V235H84ZM94 235L92 234V237H93ZM112 236H117L116 234L115 235H111V238L113 239V237ZM124 236V237H123ZM122 236V238L124 239L125 238V235H123ZM143 236V235H142ZM146 236V235H145ZM149 236V235H148ZM167 236V235H166ZM177 236H178V233H177ZM189 237H191L190 235H188ZM196 236V235H195ZM199 236V235H198ZM198 236H196L197 237V241L199 242V240H200V237H198ZM222 236V235H221ZM233 236H235V235H233ZM22 237H24V235L22 236ZM53 237V236H52ZM77 237V236H76ZM82 237V236H81ZM80 237V238H81ZM107 237H109V236H107ZM114 237V238H115ZM129 237H128V239H129ZM150 237V236H149ZM148 237V238H149ZM168 237V236H167ZM179 237H181V236H179ZM186 237H187V235H186ZM195 237V238H196ZM203 237L205 238V237H207V236H205V235H203ZM236 237V236H235ZM235 237H230V235H228V238H227V240L230 238V239H233V238H235ZM59 238V237H58ZM80 238H75V239H77V242H78V240L80 239ZM97 238V237H96ZM103 238V237H102ZM110 238V237H109ZM117 238H121L120 236L119 237H117ZM116 238V239H117ZM121 238V239H122ZM154 238V237H153ZM156 238V237H155ZM192 238H194V236L192 237ZM194 238V239H195ZM224 238H225V236H224ZM1 239V238H0ZM30 239V238H29ZM56 239H57V236H56ZM107 239V238H106ZM111 239V240H112ZM122 239V240H123ZM126 239V238H125ZM124 239V240H125ZM201 239H202V237H201ZM210 239V238H209ZM229 239V241L230 242H232L231 240ZM236 239V238H235ZM235 239H233V240H235ZM239 239V238H238ZM3 240V239H2ZM1 240V241H2ZM32 240V241H33ZM65 240V241H64ZM81 240V239H80ZM88 240V241H87ZM96 240V239H95ZM102 240V239H101ZM114 240V239H113ZM123 240V241H124ZM140 240L142 241L143 239L140 237ZM191 240V239H190ZM211 240V239H210ZM226 240V239H225ZM31 241V242H32ZM58 241V240H57ZM74 241V240H73ZM72 241V242H73ZM85 241V242H84ZM104 241V240H103ZM108 241V240H107ZM120 241V243L122 244L123 242H121V240H119ZM118 239H117V241H115V242H117V244H118ZM126 241H127V239L124 241V245H125V243H126ZM157 241V240H156ZM195 241V240H194ZM206 241H207V239L205 240V244H206ZM221 241H223V240H221ZM220 241V242H221ZM235 241H237V239L235 240ZM71 242V243H72ZM76 242V243H77ZM114 242V241H113ZM113 242H111L112 244H113ZM133 242H131V243H133ZM142 242H144V240L142 241ZM161 240L159 241V245L163 242H161ZM166 242V241H165ZM189 242V241H188ZM191 242V241H190ZM196 242V241H195ZM202 242L204 243V239H203V241H201V245H202ZM209 241H207V243H208ZM227 242V241H226ZM229 242V243H230ZM14 243V242H13ZM33 243H34V241H33ZM33 243L32 244H26L27 245V247H24V246H20L19 247V245H18V250H20V252L17 250V251H15V253H16V255L15 256H13V257H11L10 259H14V257L17 259L18 258V253H19V257H20V259H21V256L23 255V254H20L21 253V251H22V253H24V251H26L27 250V252H31V250H33V248L31 249V247H32V245H33ZM64 244V248H63V244ZM74 243V242H73ZM72 243V244H73ZM83 243V244H82ZM95 243V242H94ZM98 243V242H97ZM101 243H103V242H101ZM139 243L141 244V242L139 241ZM145 243V242H144ZM153 243V242H152ZM168 243V242H167ZM210 243V245H209V247H211L209 250H210V253L211 254H214L215 252H211V249L212 250H215L214 249V247H215V243H212V242H209ZM211 243L213 244L212 246H211ZM224 243V242H223ZM233 243H235L234 241H233ZM35 244V243H34ZM55 244V243H54ZM71 244V245H72ZM79 244V243H78ZM96 244V243H95ZM107 244V243H106ZM109 244V243H108ZM107 244V245H108ZM129 243H127V245H128ZM137 244H138V242H137ZM157 244H158V242H157ZM217 244H216V247H219L220 246V243H219V246H217ZM232 243H230L229 245H231ZM2 245V244H1ZM21 245H23V244H21ZM30 245V246H29ZM57 245V244H56ZM113 245H116L115 243L113 244ZM112 245V246H113ZM124 245H122V247L120 246V245H117V248L120 246L121 248H124ZM133 245V244H132ZM144 245V244H143ZM147 245V244H146ZM162 245V244H161ZM161 245L160 246H158V249L161 247ZM164 245H168V244H164ZM201 245H199V247L201 246ZM207 244H206V247L208 246ZM223 245V244H222ZM226 245H228V244H226ZM225 244L223 245V246H226ZM58 246V245H57ZM69 246H70V248H69ZM81 246V247H80ZM112 246H110V247H112ZM126 246V245H125ZM130 245H128V247H129ZM134 246V245H133ZM138 246V245H137ZM136 246V247H137ZM148 246H149V244H148ZM163 246V245H162ZM189 246V245H188ZM194 246V245H193ZM197 246V245H196ZM202 246H204V245H202ZM201 246V247H202ZM223 246H220L221 248L223 247ZM1 247V246H0ZM22 247H24V248H22ZM30 247V249H27V248H29ZM42 250V252H41V250L39 249V248ZM80 248V250H78V252H77V250H76V248L77 249H79ZM127 247V249L126 250H128L129 248ZM139 247H141V246H139ZM143 247H145V248H147L146 246H143ZM142 247V248H143ZM153 247H155V246H153ZM173 247V246H172ZM192 247V246H191ZM198 247V248H199ZM205 247V246H204ZM208 247V248H209ZM232 247H233V244H232ZM48 248H49V246H48ZM47 248V249H48ZM56 249H57V247H55ZM113 248H114V246H113ZM113 248H111V249H113ZM138 248V247H137ZM142 248H141V250H140V248H139V250L140 251H142ZM150 248H152V247H150ZM164 248V247H163ZM187 248V247H186ZM188 248H190V246L188 247ZM196 248V247H195ZM194 248V249H195ZM220 248V249H221ZM224 248H226V247H224ZM223 248V249H224ZM227 248H228V246H227ZM226 248V249H227ZM231 248V247H230ZM23 249H25V250H23ZM56 249H55V251H56ZM97 249H98V247H97ZM105 250H108V249H110L109 247H107V248H104ZM104 249H98V254L100 255L101 253V251L103 250L104 251ZM153 249V248H152ZM167 249V248H166ZM166 249H165V251H166ZM181 249V248H180ZM197 249V248H196ZM203 249V248H202ZM205 249H207V248H205ZM218 250H219V248H217ZM216 249V250H217ZM233 249V248H232ZM30 250V251H29ZM50 251H51V249H49ZM53 250V249H52ZM59 250V249H58ZM132 250V249H131ZM156 250V251H155ZM162 250V249H161ZM171 250H174V249H171ZM176 250H178V249H176ZM185 250V249H184ZM189 250V249H188ZM201 250V249H200ZM208 250V249H207ZM208 250V251H209ZM215 250V251H216ZM218 250H217V252H218ZM228 250H230V249H228ZM260 250V249H259ZM1 251V250H0ZM35 251V250H34ZM92 251V252H91ZM96 251V250H95ZM120 250H118L117 251V253L119 252ZM133 251H135L134 249H133ZM132 251V252H133ZM140 251H139V254H141L140 253ZM154 251H155V253H156V255L158 256V255H160V257H163V256H165V255H163L162 256V253H161V251L160 250H158L159 252H157V248H155L154 249ZM182 251V250H181ZM180 251V252H181ZM187 251V250H186ZM185 251V252H186ZM192 251V254L194 253V250H191ZM198 252H199V249L197 250ZM222 251V250H221ZM220 251V255H221V252ZM225 251V250H224ZM54 252V251H53ZM52 251L50 252V253H53ZM64 252H66V254L64 253ZM112 252V251H111ZM137 253H138V251H136ZM135 252V253H136ZM144 252H146L145 253V255H146V258H147V261H145L146 259H144V257H145V255H142L141 254V257H143V258H139V257H136V254L134 253V255H132V257L134 256V257H136L135 259H142V261L140 260H138V262H137V264H143L144 262H147V263H144V264H150L149 263V261H150V259L152 260V258L151 257H156L155 256V254H154V252L153 251H151L149 248H148V250H145ZM167 252V251H166ZM176 252H178V251H176ZM179 252V253H180ZM188 252V251H187ZM196 252V251H195ZM201 252V251H200ZM206 252V251H205ZM216 252V253H217ZM230 252H232V251H230ZM10 253V252H9ZM14 252H13V254H15ZM36 253V254H37ZM40 253H38L37 255L39 256V255H41ZM45 253H43L42 255V259L44 260H42V259H40V257L38 258V256L36 255L35 257H37V258H35V259H37L38 261H39V259H40V261L41 262H39L38 264H46V262H47V258L50 256V258L49 259H51V260H53L52 262H51V264H53L54 263V259L57 257V255H55L54 257H52L54 254H51V255H47L46 257L44 256V254ZM49 252H47L46 254H50ZM124 253H125V251H124ZM129 253H130V251H129ZM165 253V252H164ZM179 253H176V255L177 254H179ZM182 253V252H181ZM207 253V252H206ZM209 253V254H210ZM216 253H215V256H217L216 255ZM228 253V252H227ZM11 254H12V252H11ZM34 255H35V253H33ZM154 254V256H152ZM166 254V253H165ZM204 254V253H203ZM203 254L201 255L202 257H203ZM224 254V252L222 253V255ZM233 254V253H232ZM6 255V254H5ZM29 255H30V253H29ZM29 255H28V257H29ZM59 255H62V252H61V254H59ZM58 255V256H59ZM66 255V256H65ZM92 255V257L90 258V256ZM122 256V255H120V254H117L116 256H117V258H116V260H118V258L120 259V258H122V259H120L119 261H117V262H121V260H123V256L122 257H119V256ZM200 255V254H199ZM198 255V256H199ZM229 255V254H228ZM227 254L225 255V258H226V256H228ZM12 256V255H11ZM17 256V257H16ZM98 256V255H97ZM127 256V259H128V257H129V255H126ZM130 256H131V254H130ZM215 256H214V259H215ZM224 256V255H223ZM233 256V255H232ZM235 256V255H234ZM233 256V257H234ZM27 256H26V258L28 259V262H29V258H28ZM52 257V258H51ZM132 257H130V258H132ZM166 257V256H165ZM193 257V256H192ZM219 257H221V256H219ZM229 257V256H228ZM23 258V257H22ZM46 258V259H45ZM54 258V259H53ZM98 258V257H97ZM113 258V256L111 257V259ZM150 258V259H149ZM159 258V257H158ZM157 257L156 258H154L152 261H156V259H158ZM186 258V257H185ZM196 258L198 259V257L196 256ZM211 258V257H210ZM210 258H209V260H210ZM252 258V257H251ZM11 260V262L13 261V264H15V261H16V259L15 260ZM19 259V258H18ZM26 259V260H27ZM94 259H95V257H94ZM114 259V258H113ZM132 259H134V258H132ZM164 259V258H163ZM206 259V258H205ZM204 259V260H205ZM220 259V258H219ZM228 259V258H227ZM231 259V258H230ZM234 259H236V258H233V260ZM238 260H237V262H239L240 264H242L241 263V261H240V259L239 258H237ZM2 260V259H1ZM31 260H32V257H31ZM31 260H30V262H29V264H31ZM50 260V261H51ZM59 260H60V262H59ZM96 260V259H95ZM125 260V262H123ZM122 262H123V264L125 263H129V264H133L131 261H133V260H131V259H128V260H131V261H128V260H126V259H124ZM187 260V259H186ZM196 260V259H195ZM199 260V259H198ZM197 260V261H198ZM209 260H207L208 262H209V264H211V261H209ZM6 261V260H5ZM22 261V260H21ZM38 261H35V262H38ZM43 261V262H42ZM107 261V260H106ZM152 261H151V264H152ZM163 261V260H162ZM183 261V260H182ZM214 261V264H215V261H216V264H217V259L216 260H213ZM231 261V260H230ZM234 261H236V260H234ZM256 261H257V259H256ZM2 262V261H1ZM10 262V260H9V263H11ZM27 262V263H28ZM48 262H49V260H48ZM66 262H68V261H66ZM65 262V263H66ZM102 262H103V260L101 261L100 260V263L98 262V259L96 260V264H102ZM117 262H115L116 264H119V263H117ZM134 262V261H133ZM163 262H165V261H163ZM168 262H172L171 260L170 261H168ZM177 262V261H176ZM179 262H180V260H179ZM185 262V261H184ZM192 262V261H191ZM207 262V263H208ZM224 262H225V260H224ZM226 262H227V260H226ZM252 262V261H251ZM254 262V261H253ZM18 263H20L21 264V262H18ZM23 263H25V261L23 262ZM34 263V262H33ZM50 263V262H49ZM64 263V264H65ZM154 263V262H153ZM160 263V262H159ZM159 263H157V264H159ZM178 263V262H177ZM181 263V262H180ZM179 263V264H180ZM186 263V262H185ZM184 263V264H185ZM187 263H188V261H187ZM198 263H201L200 262V260L198 261ZM197 262H196V264H198ZM220 263L222 264L223 263V261H222V258H221V260H220ZM228 263V262H227ZM232 264H235V263H233V261L231 262ZM230 263V264H231ZM244 263V262H243ZM255 263V262H254ZM253 263V264H254ZM260 264V262H259V260H258V262H256V264ZM12 264V263H11ZM36 264V263H35ZM63 264V263H62ZM75 264V263H74ZM104 264V263H103ZM160 264H163L162 262L160 263ZM171 264V263H170ZM183 264V263H182ZM206 264V263H205ZM229 264V263H228ZM245 264V263H244ZM247 264V263H246Z\"/></svg>","mask_w":264,"mask_h":264}]
</instances>
